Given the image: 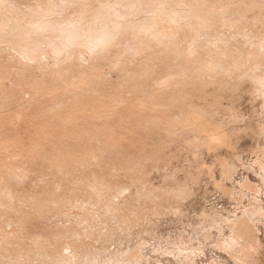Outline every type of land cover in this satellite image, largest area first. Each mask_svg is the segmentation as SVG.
<instances>
[{
	"label": "rangeland",
	"instance_id": "obj_1",
	"mask_svg": "<svg viewBox=\"0 0 264 264\" xmlns=\"http://www.w3.org/2000/svg\"><path fill=\"white\" fill-rule=\"evenodd\" d=\"M2 1V0H1ZM0 1V2H1ZM15 1H17V3L15 2ZM20 1H22V2H20ZM20 1H18V0H13V1H11V0H8V1H5V0H3V5L1 4L0 5V8H2L5 4H7L8 5V7L9 6H11V4L10 3H12L13 2V6H12V8L11 7H9L10 9H14L13 7L15 6V9L17 8L16 7V5L19 7V9L20 8H25V9H27V8H30V11L31 12H33L34 10L35 11H37L38 10V7H39V11L38 12H33L35 15H32L31 14V12H29L28 11V9L27 10H25V9H23V10H19V12H21L22 14H28V12H29V14L31 15V16H28V17H26V14H25V18H23V16L24 15H22L21 16V14L19 15L18 14V12H17V10L18 9H16V11H15V9L13 10V11H15V12H9L8 11V7H7V5H5V9H3L2 8V10L3 11H1V13H0V53L2 54H0L2 57H0V62H2V64L5 62V64H6V62L9 64V62H11L10 63V67H7L8 66V64L7 65H5V64H3V66H5V69H6V67L7 68H9V69H7V70H5L6 72L4 73V67L2 66V64L0 63V82H1V84H6L5 85V88L3 87V85H1L0 86V89H1V87H2V90H0V92L2 93L1 95H0V99L1 100H6L5 102H2L1 100H0V103H1V105H0V112L1 111H3V109H6L8 106V110L10 111V113H11V111L13 112V114L10 116V117H8L9 116V111H7V109L6 110H4L3 112L4 113H6L7 114V117H5L6 115L3 113V112H1L0 114H4L5 116H1L0 118V120H1V122H0V126H2L1 125V123H2V120H7V123L5 124V122H6V120H5V122L3 121V123H4V125L0 128V130H3V128H4V130L3 131H0V154L2 155V156H4V157H2L1 155H0V158L2 159V158H4V160H2V161H4L5 162V160H9V159H15L16 160V158H18V160H20L21 158H22V156H24V155H21V153H20V151L21 152H23L24 150H25V148H26V150L24 151V152H26V153H22V154H25V159H23V163L20 165V164H18V163H21V162H18L17 163V161L18 160H16V162H15V160H13L14 162H15V164H16V166H18V165H20L19 166V168L18 167H15V166H12V165H15L14 164V162L12 161V160H10L11 162H13V163H11V162H8V164L10 165V168H11V166L13 167V168H11V171H9L10 169H9V165H8V167L6 168L7 169V173L6 172H4L5 171V169H4V171H3V169L2 168H4V166L5 165H7V164H5V163H7V161L5 162V163H3L1 160H0V164H2L0 167H2L1 168V170L3 171V173H6V176H7V178H12L13 179V176H15L14 178H16L15 180L16 181H18L20 184H18V182H16V183H14L15 185L16 184H18V186H17V188H20V189H23V190H25V191H28V192H30V193H34V191H35V186H36V184H35V182L33 183L32 181H39L40 182V184H39V182L37 183V185H39V187H42L43 188V186H44V184L47 186V182H45L44 183V181L42 180V179H44L45 177V179L44 180H47L48 181V179H47V177H50L49 179V181L51 182V187L54 189H56L57 187H58V191L60 192L61 191V195L59 194V192L57 193V194H59V197L57 196L56 197V191H55V189H54V191H53V189L49 186V181H48V187L49 188H47L46 186V191H47V189L49 190L50 188H51V190H52V192H50V191H48V193L46 192V191H44L43 192V190H45V187L43 188V190H42V188H40L39 189V191H41L40 192V196H41V194H42V196H43V194H51V197H50V200L52 201H50L49 199L47 200V198L49 197H47L46 195H44V196H46V199H45V197L42 199L41 198V200H43L44 201V203L46 202L47 203V205H48V208H49V210H50V214H49V212L47 213V214H49L48 216H47V214H45L46 212V210H48V208H47V205L45 206L44 205V207L45 208H47V209H45V211H44V209H43V211H44V214H43V212H42V209H40L41 207V205L42 204H44V203H39L40 205H39V208L38 209H40V210H38V212H37V209H35V206H36V208H37V206H38V204H36V203H38V202H43V201H41V200H38V199H40L37 195H39L38 193H39V191L37 190V188H39V187H37L36 188V191H38V192H35L34 194L37 196V198H36V196L34 195V194H31V199H28V201H26L27 199L25 198V197H27V196H29V197H27V198H30V193H28V192H24L23 190H19L18 192L19 193H21L22 191H23V193H22V195L20 194L19 196H24V198L25 199H21V197H19V199H20V201H19V199L17 200V202H18V204H17V202H16V200L15 201H11V202H13L12 204H17L16 205V207H14V209H19L18 207H20L19 206V204H21V206L22 207H20V209H23V210H20L19 212H21L22 211V213H19L17 210H13L12 209V207L13 206H15V205H12L11 204V202L9 201V199H11V197L9 198V196L10 195H7L6 194V192H9V190H11V189H13L11 186H14V188L16 189V186L15 185H11L10 186V184H12V182L9 184V182H8V179L5 177L4 178V176H5V174L3 175V176H1V173H0V176L3 178V180L1 179V181L2 182H0V184H1V186H2V183H3V181H4V179H7V181L5 182L4 181V184L5 185H9V186H5L6 188H4V185L1 187V189H2V193H3V195H4V193L6 194V196L4 195V197H7L8 198V201H9V203L10 204H8V203H5V202H3L2 200H1V204H0V206L2 205L4 208H2V210L4 211H1V209H0V212L2 213H4V215L2 216V215H0V220H1V218L3 219L4 217V219H5V222L6 223H8V226H5V230H7L6 232L7 233H11L12 234V236H11V234H10V236L11 237H18L19 239H17V240H19V241H17L16 239H13V241H11V240H9V242L8 243H10V241L12 242L10 245H11V247H13L12 245H13V242H14V240H15V242H14V244H15V246H17V248L19 249V248H21L20 250H16L15 249V251H14V249H12V248H10V251L9 250H7V251H9V254H8V257H11L10 259L11 260H14L15 259V257L17 258V261H18V259L19 260H26L28 257H26L28 254H32V253H37L38 251H40L41 253H39V254H32L33 256H35L36 258H38L37 256L39 255L40 257H39V259H38V261L36 262L37 264H43L44 263V261L45 262H47L48 261V258H46V255H44L43 254V252H42V250H36V248H37V246H38V244L39 243H42V247L46 244L47 246L50 244V242L51 243H53V244H50V246L52 245L54 248L55 247H57L58 246V244H59V242H60V240H61V242L64 244V241H63V239L62 238H64V240L66 239L65 238V236H67V239H69L71 236H69L68 237V235H65L67 232L69 233L70 232V230H73L72 228L73 227H71L72 226V221L73 222H76V221H78L79 222V224H82V223H85V224H82V225H86L87 226V228L89 229H87L86 228V226L84 227V229H86V231L84 230V232H82V229H83V227H81L82 225H79V227L80 228H76V226H78V222H76V224L75 223H73V226H75V230L78 232H82V233H84V235H85V232H87V231H89V232H91V230H92V232H93V235H94V237L92 236V232H91V235H90V233L88 232V234L87 235H89V236H85L84 238L86 239V240H88L87 242H90L91 244L92 243H94L93 242V240H95V242H97V240H99L100 239V237H103V238H101L102 240H99V243H100V241H102L101 243H100V245H99V243L97 244V243H94V244H92L93 245V247H94V249L95 248H100L101 247V244L103 245L100 249H95L94 250V252L96 251V253L95 254H97V255H95L94 254V252H92V253H90L88 256H86L85 257V259L81 262V263H78V264H264V97H262V96H256L255 94H253L252 92L250 93L249 91H251V89L249 90V88L251 87L250 86V82H249V84H248V82H245L246 83V89L244 88V86H245V84L244 83H242L240 86H239V90H237L236 88L235 89H232V91L233 92H231V90H230V92H229V90L228 89H226L224 92H221V93H223V94H221L220 93V90H218V91H216L217 89L215 88V87H213V86H209V87H207L206 88V90H205V94H203L204 96H206V98L205 97H203V95L202 96H200L199 95V97L198 98H204L203 99V101L201 100V99H198L197 100V96H198V94L199 93H197L196 94V97H194L193 95V97L191 96H189L187 99L185 98L187 95H189V93H191V94H193V92H195V91H193L192 92V90H190V92L187 94V92L189 91V90H186L185 92H184V94H185V97H184V95H183V97L185 98V100H187V101H185L184 100V98L182 97H180L182 100H184V101H182L181 99H179V101H177V99L178 98H176V102L174 101V103L172 102L173 101V99H172V101H171V99H169V100H167V101H171V103H170V109H171V107H173L174 109H176L177 108V106L178 105H176V107H175V104H177V102H180V101H182L183 103V105L185 104V103H188L189 104V102H191V100L190 101H188L190 98L191 99H194V100H192V103L190 104L191 106L193 105V103H194V106H193V108H195L196 109V107H195V104L196 105H198L197 106V108L200 106V107H202V108H198V109H203L204 107H206L207 109H209V108H211V106L212 105H214V104H211L212 102H214L215 101V103H217L219 106H220V104H219V102L221 101V105H222V107H221V109L219 108V106L217 105V104H215L216 105V107H214V106H212V109H210V110H207L206 108H204V109H206V110H204L203 109V112L204 111H211V113H215V111H216V114L214 115V116H212L213 118H211V119H215L216 118V120L217 121H221V119H220V117L221 118H223L224 117V115H225V119L223 118L222 120H223V122L224 121H227L228 120V122L230 121V122H232L231 124H230V122L228 123V125L229 126H231V127H229V126H227V130H230V129H232V130H230V132H232L233 131V129H234V131H233V133L235 134V136L232 134V133H230L231 134V136H234L236 139L237 138H240L239 140L237 139V141H236V139L234 140V137H231L232 138V141H234V145H232V148H231V145L229 146V144H223L221 141H219L220 143H222V145H223V148L221 149V147H222V145L219 143V142H217V140L215 141V144H216V142H217V144H219V146L218 145H216V146H214V149L212 148L211 150H208L207 149V147L204 145L205 143H203V142H199V140L197 141V137H195V134H194V132H193V134H192V130H190V132L189 131H187V128H185L186 126H185V124H186V122H184V117H181V114L179 115V114H177L178 112H174L173 111V108L171 109V111H173L174 113L173 114H175V117H174V115L172 116V119L174 118V119H176V118H178L179 116L181 117V118H178V119H176V121H180V119H183V120H181V121H183V122H181V124H183V125H181L180 126V123H179V127H181L182 128V126H183V128H185L184 129V131H186L185 133H184V135L185 136H187V138H189V136H190V138L192 139V137H195V138H197L196 139V141L197 142H199V143H196V141L193 143V144H196L202 151H200V149H198L197 148V146H195L194 148L192 147V145L190 144H187L186 143V141L185 140H187V141H189V143L192 141V140H190V139H187L184 135H183V133H182V131L183 130H181V132H180V129L178 130L180 133H181V136H182V138L181 139H178V141H181L182 140V142H178V141H176L177 140V138H174V142L176 143H174L171 139H172V137L173 136H175V137H177V136H179L178 138H180V134L178 135L177 133V129H176V132L177 133H175L174 132V130H175V128H171L170 129V131H172V133H174V134H176V135H173V134H171V132L168 130V128H167V130L170 132H165V129L163 128V125L161 126L160 124L159 125H157L158 124V122L157 123H155V125H157V126H159V127H161V129H158L159 127H155V125L154 124H151L149 121H147L148 120V118H147V120H146V116H148L150 113H153L152 115H154V112H157V111H161V109H163V106L162 105H164V104H166L167 103V105H164V106H168L169 107V102H167L166 100H163L162 102H161V100H160V96L159 97H157V93H156V91H151V90H154L153 88H155V89H157V91L158 90H160V91H162L165 87H167L168 88V86L169 87H171L172 85H174L175 84V82H177V81H173L174 82V84H173V82L172 81H170V79L168 80V78H164L165 76H164V73H162L163 71H162V69L160 68V67H164V66H160L161 65V63H163V62H161V63H159V65L158 66H154L153 67V69H151L150 71L149 70H147L146 72L144 71V73H142V69H140V68H142V66H144L146 63H145V61H142V59H141V61L143 62V63H141V61L140 62H138V64L137 63H135V62H133L132 60H134L135 61V58L134 59H132V60H130V62L132 61V63H128V65L127 66H129V64H132L133 66H132V68L130 69V67H131V65H130V67H128V68H124V66L121 68V67H119V68H121V71L120 72H118V66L116 67L117 68V70H116V68L115 67H111L109 64H107V65H109V66H105L104 64V66H101V72H102V74L104 73V74H107V72H108V74H107V76L105 77V75L103 76L102 74V76L100 75L99 77H98V79H97V72H98V70L100 71V69H96L95 68V66H94V64H95V62H97V59L98 58H91V60H89V59H87V60H84L83 61V68H85V69H87V70H85V72H83L84 71V69H82V68H80V70H82V71H80L79 70V72H81V74L80 73H78V74H80V76H82V78L78 75V74H75L76 76H74L73 74H72V72H74L76 69H74V62H75V57L74 56H71L72 58H73V60H72V58H66L67 56H63V58H61L62 56H60L59 54H57L58 56H55L54 54H53V52H52V54L56 57L55 59H54V61L56 62H58V59L59 58H61V59H59V61L61 62V61H63L64 62V64H55V62H53V63H47V62H49L48 60L50 59V57H52L51 58V60L50 61H52L53 60V58H54V56L53 55H50L51 54V51L49 52V54L48 53H44L43 51H40L39 53V55H37V54H35V55H32L31 57H28V51L26 52V51H24L25 49H23V48H25V43H27L28 41H30V40H32L34 37H36L37 36V34H39L37 31H36V29L35 28H37V26L39 27V26H42L41 24H43V18L45 19V22L46 21H48V19L50 20V19H52V18H49V17H51V15L53 16V14H58L59 12L61 13V11L63 10V9H65V8H68L69 6L71 7V5H72V7H73V10H71L72 9V7L70 8V9H65L64 11L66 12H64L63 13V15L62 16H64V17H62L61 15L59 16V15H54V16H56V18L59 16L60 18H62V19H65L66 17L68 18V17H70L71 15H70V12H68V10L69 11H75V8L77 9V11H80L81 10V6H83L84 7V9L87 7L88 9H90L91 10V6H92V4H93V2H89L88 3V0H87V2H86V0H84L85 2H86V4L88 3V4H90V5H88L87 4V6L85 5V3L83 2V1H81V2H83V5H82V3L80 4V2H79V0L78 1H73V0H71V2H73V3H71L70 2V0L69 1H65V0H60V3H62L61 5H64V3L66 4L67 2L69 3V4H71V5H69V4H66L65 6H62V8L63 9H61L60 7H61V5H60V7H58L59 9H57L56 7V5H54L55 4V2L54 1H57V0H54L53 2L54 3H52L51 1L52 0H50L48 3L49 4H47V0H43L44 2H39L38 0V2H35L34 0H31V2H32V4L28 1V3H27V0L25 1H23V0H20ZM42 1V0H41ZM111 1H113V0H111ZM126 1V0H125ZM7 2V3H6ZM19 2V3H18ZM37 5V3H41L40 5L38 4V7L35 5V8H34V6H33V4L34 3ZM51 2V3H50ZM57 2H59V1H57ZM56 2V3H57ZM64 2V3H63ZM74 2H75V4H74ZM77 2H79L78 4H80L79 6H78V4H77V6H78V8L76 7V3ZM114 2V1H113ZM123 2H124V0H122V4H123ZM16 3V4H15ZM21 3V4H20ZM29 4V6H31V7H29V6H25L24 4ZM44 3H46V5L44 4ZM120 3V2H119ZM118 3V4H119ZM121 3H120V5H121ZM42 4H44L43 5V8H45V10L48 8H50L51 6H52V4L54 5L53 7H55L56 8V11L54 10V11H51L50 9V11L48 12L47 10V16H44V13L46 12H44V9L42 8ZM74 4V5H73ZM25 6V7H21V6ZM94 5V4H93ZM132 5V4H131ZM130 5V6H131ZM45 6V7H44ZM50 6V7H49ZM88 6H90V7H88ZM95 6V5H94ZM82 7V8H83ZM129 7V6H128ZM37 8V9H36ZM80 8V9H79ZM92 8H93V6H92ZM125 8H127V6L125 5ZM131 9H132V6L130 7ZM9 9V10H10ZM61 9V11H58V10H60ZM106 9H109V10H113L114 9V6H113V9L111 8H106ZM12 10H10V11H12ZM25 10V11H24ZM42 10V11H41ZM4 11H6V12H4ZM28 11V12H27ZM82 11H84L85 12V10H83L82 9ZM88 11V10H87ZM86 11V12H87ZM9 14H8V13ZM17 12V13H16ZM24 12V13H23ZM40 12H43V13H40ZM56 12V13H55ZM81 12V11H80ZM3 13H5V15L3 14ZM12 15H11V14ZM48 13H53V14H51V15H49ZM68 13H69V15H68ZM76 13V11L74 12V14ZM90 13H92V11H90ZM145 13V12H144ZM144 13L142 12L141 14H143L144 15ZM2 14V15H1ZM7 14V15H6ZM15 14V15H14ZM38 14H43V16H42V20H41V17H40V15H39V17H38ZM68 15V16H65V15ZM72 14V13H71ZM10 15V16H9ZM16 16V17H12V16ZM45 15H46V13H45ZM3 16V17H2ZM9 16V17H8ZM17 16L19 17V19L17 18ZM33 16V19L31 18ZM34 16L36 17L37 16V18L39 19L40 18V22L39 21H37V20H34ZM72 16H74L73 14H72ZM90 16V15H89ZM92 17H94L93 16V13H92V15H91ZM139 16V15H138ZM4 17H5V19H6V17H7V19L5 20L4 19ZM12 17V18H11ZM22 17V19H20ZM48 17V18H47ZM59 17H58V19H59ZM1 18H3V19H1ZM12 20H11V19ZM18 20H17V19ZM31 18V20H29ZM37 18H35V19H37ZM91 18V17H90ZM13 19H14V21L15 20H17L18 22H20V25H21V27H20V25L18 24V22H17V25H19V26H15L16 24H13L14 23V21H13ZM24 19H27V20H24ZM3 20H4V22H5V24H6V22H7V25H5L4 24V22H3ZM7 20H9V21H7ZM10 20H11V22L13 21V23H11L10 22ZM33 20V23H34V21H37L38 23H40V25H37L36 23V25L35 24H33L31 21ZM59 20H61V19H59ZM15 22V23H16ZM24 22H30L31 24H28L27 26H23L22 27V24H24ZM10 23V24H9ZM22 23V24H21ZM93 23H95V22H93ZM4 24V25H3ZM13 24V25H12ZM27 24V23H26ZM25 24V25H26ZM34 25V26H36V27H34V30H33V32H32V30H29V32L27 31L28 29H26V28H28V26L29 25ZM44 25V27H43V29H42V31L44 30V28L47 26V25H45V24H43ZM30 27V26H29ZM50 26H47V28L45 29V32L48 30V28H49ZM21 28V29H20ZM13 29H15V31L13 30ZM22 31V30H24L25 29V31H26V33L25 32H21L20 33V30ZM50 29V28H49ZM38 30V29H37ZM16 31H18V32H16ZM36 31V32H35ZM39 32L41 31V30H38ZM10 32H11V34H10ZM14 32L17 34L18 33V35L16 36V34L14 35ZM31 34V35H25V34ZM45 32H43V33H45ZM22 33H25V34H22ZM34 33V34H33ZM36 33V34H35ZM21 34V35H20ZM34 35H36V36H34ZM14 36V37H13ZM16 36V37H15ZM29 36V37H28ZM33 38H32V37ZM68 36V35H67ZM31 37V38H30ZM261 37H264V36H260L259 38H261ZM29 40H28V39ZM257 38H258V36H257ZM25 43H24V42ZM20 42H21V46L19 45L20 44ZM24 43V45H23V43ZM154 45V44H153ZM22 46H24V47H22ZM152 46V45H151ZM29 49V51H30V48L29 47H27L26 48V50H28ZM35 52V51H34ZM43 52V53H42ZM4 54H5V56H4ZM61 54V53H60ZM41 55V56H40ZM43 55H45V56H43ZM46 55L48 56V55H50V56H48V58H46ZM4 56V57H3ZM40 56V57H39ZM43 56V57H42ZM132 56V55H131ZM41 57H42V59L45 57V60L43 59V60H41ZM58 57V58H57ZM2 58H3V60H2ZM132 58V57H131ZM13 59V60H12ZM46 59H47V61H46ZM57 59V60H56ZM63 59V60H62ZM65 59H67V61L65 60ZM96 59V60H95ZM130 59V58H129ZM5 60H7V61H5ZM10 60H12V61H10ZM41 61V64H40V61ZM68 60H69V62H68ZM72 60V61H71ZM79 60H81V57L79 58ZM45 61V62H44ZM92 61H94V62H92ZM138 61V60H137ZM136 61V62H137ZM42 62H44V64L46 63L47 65H49V67L48 68H45V67H47V66H45ZM56 62V63H57ZM60 62H58V63H60ZM63 62H61V63H63ZM66 62H68L67 64H65ZM71 62H73V68H71L70 66L72 65V63ZM77 62V61H76ZM120 62V61H119ZM167 62V61H166ZM166 62H164L165 63V66H166ZM39 63V64H38ZM70 63V64H69ZM93 65H92V64ZM134 63H135V65H134ZM163 63V64H164ZM42 64H43V66H45V67H43L42 66ZM76 64V63H75ZM80 64H81V62H80ZM84 64H86V66H84ZM87 64H89L88 66H87ZM140 64V65H139ZM144 64V65H143ZM27 65V66H26ZM38 65V66H37ZM40 65L42 66V67H40ZM96 65V64H95ZM115 65H117V63L115 64ZM24 66H25V68H24ZM31 68V69H29V67ZM64 66H68V70H69V72L72 74V76H70V78L68 79V78H66V79H64L65 77H66V75H68L66 72H65V69H67V68H65ZM94 68H93V67ZM98 66V65H97ZM96 66V67H97ZM100 66V65H99ZM134 66L136 67L137 66V69H140V72L136 69H134ZM28 67V68H27ZM87 67V68H86ZM90 67H92L93 69H95V71H93L92 72V70H91V68ZM103 67V68H102ZM138 67H140V68H138ZM26 68H27V70H26ZM46 70H45V69ZM65 68V69H64ZM88 68H89V70H91L90 72L91 73H94V72H96V73H94V74H96V75H94V74H89L90 76H85L86 74L88 75V73H87V71H89L88 70ZM109 68V69H108ZM29 69V70H28ZM64 69V70H63ZM72 69H73V71H72ZM127 69V71H125V74H123V70H126ZM133 69V70H132ZM160 69V70H159ZM23 70V71H22ZM68 70H67V72H68ZM77 70H78V68H77ZM76 70V71H77ZM97 70V71H96ZM130 70H132V72L130 71ZM134 70L137 72V73H135L134 72ZM62 71H64V72H62ZM123 71V72H122ZM128 71H130V72H128ZM63 73V75H62V73ZM68 72V73H69ZM78 72V71H77ZM126 72H127V74H126ZM133 72L135 73V74H133ZM3 73V74H2ZM70 73H69V75H70ZM75 73V72H74ZM83 73V74H82ZM84 73H86V74H84ZM122 75H121V74ZM131 75H130V74ZM141 74L140 76H138L137 77V75H139V74ZM9 74H11L10 76H9ZM99 74V73H98ZM119 74V75H118ZM137 74V75H136ZM145 74H147V76L145 75ZM14 75V76H13ZM16 75L18 76V77H16ZM64 75H65V77H64ZM78 75V76H77ZM92 75V76H91ZM117 75V76H116ZM124 76L123 78L122 77H120V78H122L121 80L123 81V83H121V81H120V85L122 86L123 84V87H125L126 85H129V86H126L124 89H126V92H124L123 91V89H121V88H123V87H121L120 88V85L118 84V82H119V80H120V78L118 79V78H116V77H119V76ZM133 75H135V76H133ZM60 76L62 77V78H60ZM74 76V77H73ZM94 76L96 77V78H94ZM111 77L110 79L109 78H107V77ZM126 76V77H125ZM164 76V77H163ZM59 77V78H58ZM64 77V78H63ZM68 77V76H67ZM71 77H73V78H71ZM79 77H80V79H79ZM85 77L87 78V79H85ZM89 77L91 78L92 77V79L90 80L89 79ZM143 77V78H142ZM146 77V78H145ZM17 78V79H16ZM56 78H57V80H56ZM102 78H104L103 80V84H104V82H107V83H105L107 86H108V89H107V87H106V85L104 86V88L107 90V91H109L110 89H109V85H110V87H111V90H110V93H111V91L114 89V91H112V94H110L109 92H107L106 90H104V91H102V88H101V86H102ZM107 78V79H106ZM114 78L115 79H117V80H115V83H114ZM144 79L145 78V82H149L148 84H150L149 86L147 85V83H145V82H142V80H140V79ZM148 78V79H147ZM50 79V80H49ZM59 79H60V81L62 82L61 84H60V81H59ZM79 79V81L81 80L82 81V79H84L82 82L83 83H89V82H93V80H94V82L92 83V84H96L97 82H98V84H96L97 86H99L100 84V87H98L99 88V90H98V88H96V85L94 84L93 86L91 85V83H89V85L90 86H92V87H94V88H90V87H88V85H87V87L89 88H86V85H85V87L82 85V84H80V83H82L81 81L79 82V84L78 83H76V85L78 84V86L80 87V85L83 87L82 88V91H80L79 89H81V87L79 88H77L76 86H71V82L72 81H77ZM98 81H97V80ZM101 79V80H100ZM108 79H109V81H108ZM155 80L156 82H157V80H158V82L157 83H163L164 85H165V83L166 82H168L169 81V83H168V85H165V86H161V84H157L155 81H153V80ZM52 80H55V81H53V82H55V84L56 83H58V85H61V87L63 88H61V87H58V85H55L53 82H52ZM64 81V83H63V81ZM88 82H87V81ZM101 82H100V81ZM107 80V81H106ZM110 80H113V82L111 83L110 82ZM138 80H140V82L141 83H139L138 85H140V86H138L137 85V83L139 82ZM148 80V81H147ZM150 80V81H149ZM177 80H179V79H177ZM5 81H6V83H5ZM48 81H50V84H49V82ZM58 81V82H57ZM65 81H66V83H65ZM84 81H86V82H84ZM95 81H97V82H95ZM138 81V82H137ZM17 82V83H16ZM51 82L53 83V84H51ZM68 82H70V83H68ZM153 82L156 84L155 86H157V85H159V86H161V87H159V88H162V90L161 89H159L158 87H155V86H153L154 84H153ZM172 82V83H171ZM109 83H111V84H114V86H115V84L117 83L118 84V88H120V91H123V94L124 95H126V99L124 98L125 96L122 94V92H121V94L119 93V89H115L114 87H113V85H111V84H109ZM142 83H145V84H143V85H141ZM15 84H17L16 86H14ZM48 84L50 85V86H48ZM71 86H69V85ZM109 84V85H108ZM126 84V85H125ZM162 84V85H163ZM167 84V83H166ZM172 84V85H171ZM68 85V86H67ZM135 85V86H134ZM171 85V86H170ZM249 85V86H248ZM57 86V87H56ZM102 86V87H103ZM139 88H138V87ZM13 87V88H12ZM15 87V88H14ZM38 87V88H37ZM42 89H41V88ZM46 87H50L49 88V90L46 88ZM65 87V88H64ZM69 87V88H68ZM76 89H78V91L79 92H82V93H76L75 91H77V89L75 90L74 88ZM117 87V86H116ZM127 87H128V90L130 89V91H128L127 90ZM140 87H146V89H144L143 91H145L146 90V92H147V97L150 95V97H151V95L153 96V97H151V98H153V99H150V97H148V98H146V95H145V93L144 94H142L143 93V91H140V89L142 90L143 88H140ZM149 87H150V89L151 90H148L149 89ZM151 87H153V88H151ZM211 87H213L212 89L213 90H211V92L213 91H215V93H217V92H219L218 94H216V97H217V95H218V97L220 96V98H222L220 101L216 98V97H209L210 95L209 94H212V93H210V89H211ZM241 87V88H240ZM249 87V88H248ZM8 88V89H7ZM10 88V89H9ZM18 88V89H17ZM57 88H59V90L60 89H62V90H60L61 91V93L63 94V93H65L66 91V93H67V96H66V98L64 97L65 96V94H63V98H59V97H62V95L61 96H57V98L59 99H56V97H54L53 96V94L54 95H58V94H55V93H58L59 92V90H56ZM72 88V89H71ZM113 88V89H112ZM214 88H215V90H214ZM11 89H12V91H14V92H16V93H18L19 92V94H18V96H17V94H16V97H15V95H14V92L12 93L11 92ZM15 89V90H14ZM31 89H33V92L34 93H32V94H30V92H31ZM42 90V92L40 91V93H43V91H46L47 90V92L49 93L48 95H44V94H47V93H44V94H42V95H40V96H37V97H40V102H39V100H38V98L37 97H35L34 98V96H36L37 95V91L36 90ZM66 89V90H65ZM67 89H70V91L71 90H74L73 92H75V93H73L72 91V93L70 92L69 93V90H67ZM91 89H94V91L96 92L97 90L99 91V92H105L106 91V93H109L110 95H112V96H109V97H113L114 98V101L116 102V99L115 98H118L117 100H120L119 98L120 97H118V95L120 96L121 95V100H120V102L121 101H127V103H128V101L130 100L129 98H132L131 100H133V101H136L135 100V98H137L139 101H137L138 103H139V105L137 106L136 104H135V102H133V101H131L130 100V103L131 104H133L134 103V105L135 106H137V108L136 109H138L137 111H136V109L134 110V112L136 111L137 112V114H136V116H133V118L135 117V120L133 119V118H131V112L129 111V112H127L128 114H129V117H127L128 115L126 114L125 115V122L127 121V123L128 122H130L131 123V121L133 122V123H135V122H137L136 121V119H137V116L139 115L140 116V119H139V116H138V122L136 123V125H138L137 127H139V128H137L136 127V125L135 124H133L132 123V126H131V129H130V127H128V125H131V124H128V125H126L127 126V128L125 127L124 128V125H123V128L121 127L122 125L121 124H119L118 122L117 123H115V125H114V123H113V125L111 124V122H114L113 120H115L114 119V117H115V115L114 114H112L113 112L115 113L116 111V109L118 108L117 107V105H120V104H123V103H120L119 101H118V103H117V105L116 104H114L113 103V100L112 101H110L111 100V98H109L108 97V95L109 94H103V95H106L104 98L106 99V97H108L106 100L104 99V102L106 101L107 102V106H110L111 105V107H106L103 103V101H100V97H103V96H100V95H102V92H101V94L99 95V97L97 96L98 95V93H96L95 95H93L94 93L91 91ZM139 90V92L140 93H138L137 94V92H138V90ZM170 89V88H169ZM173 89V88H172ZM208 89H209V92H208ZM242 89V90H241ZM7 90V91H6ZM8 90H10V91H8ZM17 90V91H16ZM64 90V91H63ZM87 91V92H89V90L93 93V94H91L93 97L95 96V98H100V99H96V100H98V102H99V104L100 103H102V104H100V106H101V108L103 107V110H98L99 109V104L97 105V106H95V105H93L92 103L93 102H90L89 103V105H91L90 106V111H91V108H92V111L94 110L93 109V106H95L94 108H96L97 109V107H98V109H97V111H99V112H97V114H99V117H100V120L101 119H103V118H105V117H107V116H109V115H112V117L111 118H113V120H108V119H106V120H108L107 122H109L110 124L109 125H112L113 127L111 128V129H114V126L116 127V125H117V128H115L116 130H118V129H120V128H122L123 130H119L118 132H113V130H112V132H111V129H110V127L111 126H109L108 124H106L107 126H109V127H107V129L105 130H103V128H106L105 126L104 127H102V124L105 122L106 123V120L105 119H103V121L101 120V122H102V124H99V119L97 120V118H99L98 117V115L97 114H95L96 113V111L94 112V114L92 113V111H91V115H95L97 118H95V117H93V116H90V111H88V113L89 114H87V110H85L84 111V109L86 108V106H84L83 107V104H84V102L82 103V107H83V111L87 114V116L89 115L90 117H92V118H94V121L92 122V124L91 123H88V126H87V128H89V126H90V124L92 125V126H94V129H96V130H98L99 131V128L101 129V127H102V132H104V135H102L101 133H100V131H99V133L101 134V137H103V139L99 136V135H97V133H98V131H94V132H97V133H94L93 131H89V132H93V134H94V136H95V134L97 135V137L99 136L100 138H98L97 139V137H96V139L93 137V134L91 135L89 132H88V130H94L93 128L91 129H86V132H87V134H84L85 133V131L83 132L82 130H83V128L84 127H82V128H80V126L78 127V124L80 125H82V124H85V125H87V121L86 120H88V119H86L87 118V116L85 115H83L82 113H83V111L81 112V110L79 109V108H81V106H79V103L81 102H77L78 101V99L80 98V96H82L81 97V100L82 99H85L86 98V100H88V99H90L91 97H90V93L88 94V93H86L85 91ZM132 90V91H131ZM135 90H136V92H135ZM148 90V91H147ZM171 90V89H170ZM169 90V91H170ZM174 90V89H173ZM234 90H236L235 92H234ZM4 91H6V92H4ZM38 91V92H39ZM53 91H55V93L53 92ZM63 91V92H62ZM84 91V92H83ZM116 91V92H115ZM128 91V92H127ZM133 91L136 93V95L134 96L133 95ZM151 91V92H150ZM247 91V92H246ZM51 92V93H50ZM53 92V93H52ZM238 92H240V93H238ZM249 92V93H248ZM6 93V94H5ZM12 93V94H11ZM36 93V94H35ZM39 93V94H40ZM68 93L70 94V96L68 95ZM86 93V94H85ZM116 94V96H115V94ZM118 93V94H117ZM150 93V94H149ZM155 93V95H153V94ZM207 93H209L208 95L209 96H207ZM215 93H214V95L213 96H215ZM226 93H227V95H226ZM230 95H229V94ZM10 94V95H9ZM33 94H35V95H33ZM50 94H52V97L54 98H51V96H50ZM71 94H73V95H71ZM87 94L89 95V97L87 98L86 96H87ZM129 94V96H127ZM141 95L142 97H143V100H144V98H146L145 100H146V102H145V100H144V102L147 104H144V102L142 101V104H144V105H141V100H142V97H140V96H138V95ZM190 94V95H191ZM225 94V96H223ZM237 94V95H236ZM253 94V95H252ZM4 95H6V96H4ZM9 95V96H8ZM13 95V99L14 100H20L19 102H22L21 100H23V102L25 101V102H28L27 100H31L30 98H33L31 101H29L30 102V104H29V107L30 106H32V104H33V102H34V100L35 99H37V100H35V103H36V105H35V103L33 104L35 107L38 105V108L37 109H39V111L37 110V109H34L33 107H32V109H34L33 110V112H31V107H30V109H29V107H28V103H25V105L23 106V108L21 109V104H23V103H16V102H18V100L17 101H14L12 98H11V96ZM33 95V96H32ZM43 95H44V97H43ZM59 95H60V92H59ZM85 97H84V96ZM133 97H132V96ZM162 95H165L164 93L162 94ZM194 95H195V93H194ZM231 95H234V97L235 98H232L233 96H231ZM254 95L256 96V97H254ZM5 97V98H3V97ZM7 96H8V100L6 99L7 98ZM45 96H48V100L46 99L47 97H45ZM138 96V97H137ZM212 96V95H211ZM231 96V97H230ZM18 97H20V98H18ZM43 97V98H42ZM92 97V98H93ZM135 97V98H134ZM140 97V98H139ZM155 97V98H154ZM159 98V99H157V98ZM228 97H229V99H228ZM17 98V99H16ZM41 98L42 99H44V100H42L41 101ZM125 100H124V99ZM214 98H216V100L214 99V101H213V99ZM230 98H232V99H235V102H234V100H232V99H230ZM253 98H254V100H253ZM47 100V102L49 101V103H48V105H46L47 104V102H46V100ZM55 99H56V102H58L59 104H56V105H53L54 106V110H55V108H56V106L58 105V107H60L61 105H63V106H67L70 102L69 101H71V103H78V104H76V105H72L71 103L69 104V106H75V107H78L79 106V110L78 109H73L74 107H70L69 108V110L70 109H73L74 111L73 112H75V117H76V112H78V111H80V115H79V120L78 121H81L80 119V117H81V115H83L82 117L84 118L85 117V123H81V122H79V123H77V121L75 122L77 125V128H79V130L81 129V131L80 132H82V134L81 135H83L82 136V138H81V135H80V139L83 141L84 140V138H85V140H86V138H87V140L88 141H86L85 142V144L86 145H89L88 143H90L91 141H95L96 140V142H91L90 143V145L91 146H93L94 147V145H92V143H96L95 144V147L94 148H90L89 146V148L91 149V150H89V148H86V150L88 149L89 150V156L91 157V160L89 159L90 157H87L88 156V154L86 153L87 151L85 150V148L84 147H82V145H84V146H86L85 144H82V141L81 140H79L78 139V137H79V135H78V137H77V140H76V138H75V134L76 133H79L77 130V128H76V126L74 125V127L73 126H71V129L70 128H65L67 125H69L70 126V122L73 120V117H74V115H73V112L71 113L69 110H68V106L64 109V110H62V109H60V108H56V114H58L59 115V113L61 112V115H59V116H61L62 117V115L65 113L66 114V112H67V114L65 115L66 117H68V118H66V122H69V124L67 123V125L66 126H64L66 123H65V121L64 120H61V119H65V117L63 116V118H61V117H59V118H61L60 119V122L61 121H63L64 123H63V128L62 127H60L61 125H62V122L60 123L61 125H59V123L55 120V122H53L54 120H52L50 117L51 116H47L46 115V113H44L43 111L45 110V112H48L47 110L48 109H50V108H52L53 106L51 105L52 103H53V100L55 101ZM108 99H109V103H110V105H109V103H108ZM129 99V100H128ZM141 99V100H140ZM149 99V101L151 102H154V103H150V102H148L147 100ZM155 99V101H153ZM159 100V102H160V104H157L158 103V101L157 100ZM162 99V98H161ZM211 99V100H210ZM236 99H238L237 101H236ZM9 100L11 101V102H9ZM50 100H52V103H51V101ZM73 100V101H72ZM80 100V99H79ZM92 100V99H91ZM90 100V101H91ZM93 100H95V99H93ZM92 100V101H93ZM95 100V101H96ZM103 100V99H102ZM175 100V99H174ZM196 100V101H195ZM201 100V103H199V101ZM206 100V101H205ZM209 100V101H208ZM12 101H13V104L14 105H16L15 107H13V105L11 104L12 103ZM33 101V102H32ZM38 102V104H37V102ZM68 103H67V102ZM75 101V102H74ZM94 101V102H95ZM166 101V103H163V102H165ZM223 101V102H222ZM234 103H233V102ZM252 101V102H251ZM7 102V103H6ZM32 102V103H31ZM41 102H44V104L43 103H41ZM56 102H54V104L56 103ZM62 102L64 103V104H62ZM89 102V100L88 101H86V103H88ZM114 104V107H113V104ZM124 102V103H125ZM155 102H156V104L158 105V106H160L161 105V107H159L158 108V106H156L155 105ZM202 102H204V103H202ZM3 103H6L7 105H4ZM9 103L11 104V105H9ZM42 105H41V104ZM46 103V104H45ZM65 103H67L66 105H65ZM120 103V104H119ZM148 103H150L151 105H149ZM206 103V106L204 105ZM230 103H232V105L230 104ZM19 106H18V105ZM41 106H43V107H47V109H45V108H43V107H41ZM94 104H97V101H96V103H94ZM131 104H129L128 103V106L129 105H131ZM173 104V105H172ZM181 104V103H180ZM208 104V105H207ZM210 104H211V106H210ZM223 104H225V105H229V106H225V105H223ZM237 104H238V106H237ZM240 104V105H239ZM253 104V105H252ZM78 105V106H77ZM84 105H87L88 106V104H84ZM93 105V106H92ZM116 105V106H115ZM125 105V106H124ZM126 105L127 104H123V106L124 107H126ZM149 105V106H148ZM154 105L156 106L155 107V109L153 108L152 109V107H154ZM202 105V106H201ZM234 105V106H233ZM236 105V106H235ZM2 106V107H1ZM4 106V107H3ZM5 106H7V107H5ZM18 106V107H17ZM40 106V107H39ZM52 106V107H51ZM104 106H105V108H106V111L108 112H106L105 111V108H104ZM134 106V107H135ZM140 106H142V109H140V113H139V108L138 107H140ZM147 106V107H146ZM189 106V105H188ZM209 106V107H208ZM223 106L225 107V109L223 108ZM17 107V108H16ZM20 107V108H19ZM24 107H27V111H28V113L29 114H27V115H29L30 116V113H35L36 111L38 112V113H40V114H36L35 113V115H33V114H31V116L33 117V116H35V117H37L36 118V120L37 119H40V118H42V116L41 117H39L38 118V116H40V115H43V118H42V120L44 119V122H45V124H42V126H46V125H48V126H46L47 128H49V126H51V128H49L48 130L50 131L49 133L50 134H48L47 133V128L45 127H43L42 128V126L40 125L41 123H44L43 121H39L38 122V120H37V122L36 123H38V125H37V127L38 126H40V128L38 129V130H40L41 128V130L43 131V133L41 132V131H37V127L35 126L36 124L35 123H32L33 122V120H31V119H35V118H29V116H27L26 114H24L26 111H25V108ZM113 107V108H112ZM116 107V108H115ZM120 108H122L121 107V105L119 106ZM124 107L122 108L123 110H124ZM143 107H146V108H143ZM151 107V108H150ZM167 107V108H168ZM218 107V108H217ZM227 107V108H226ZM228 107H234L233 109H231V108H228ZM9 108H11V109H9ZM13 108V109H12ZM14 108H15V110H14ZM43 108V109H42ZM62 108V107H61ZM108 108H110V110L108 109ZM120 108H118V109H120ZM147 108H149V109H152L153 110V112H152V110L151 111H148V110H146ZM156 108H158V109H156ZM192 108V107H191ZM222 108L224 109V110H222ZM23 109H24V111H23ZM53 109V108H52ZM57 109H59V110H61L60 112H59V110L57 111ZM68 111H67V110ZM86 109H88L89 110V107L88 108H86ZM114 109V110H113ZM122 109H120V110H122ZM126 109H128L129 110V108L127 107V108H125V110L124 111H126ZM169 108L167 109V111L168 110H170ZM216 109V110H215ZM228 109H230V111H232V112H234V109L236 110L235 112H234V114L233 115H231L232 114V112H230V111H227ZM30 110V111H29ZM40 110H42V111H40ZM54 110H52V112H55ZM76 110H78V111H76ZM112 110V112H110L109 113V111H111ZM119 110V111H120ZM123 110H122V113H124L125 114V112H123ZM131 110V109H130ZM133 110V109H132ZM145 112H144V111ZM165 110H166V108H165ZM178 110V109H177ZM177 110H175V111H177ZM214 110V111H213ZM220 110H222V111H220ZM7 111V112H6ZM24 113H23V112ZM51 110H49V113H51L50 112ZM100 111H102V113L100 112ZM163 112H165L164 110H162ZM194 111V110H193ZM218 111H220V112H218ZM19 112V113H18ZM20 112H21V115H23V116H21V117H23V118H21L18 114H20ZM43 114H42V113ZM57 112H59V113H57ZM68 112H70L71 113V115L68 113ZM103 112H105L104 114H105V117H103L104 116V114H103ZM118 112V111H117ZM143 112V113H142ZM146 112H148L149 114H147ZM163 112H160V113H162L163 114ZM201 112H202V110H201ZM200 112V113H201ZM207 112H206V114H204L203 113V115H201L200 113H198V114H200L201 116H204V115H208L207 114ZM222 112V113H221ZM230 112V113H229ZM242 112V113H241ZM259 112V113H258ZM9 113V114H8ZM23 113V114H22ZM27 113V112H26ZM48 113V114H49ZM63 113V114H62ZM84 113V114H85ZM100 113L102 114L101 116H100ZM133 113V112H132ZM195 113H196V111H195ZM220 115H219V114ZM229 115H228V114ZM237 113V114H236ZM239 113H240V115H239ZM252 113V114H251ZM261 113V115H259ZM55 114V113H54ZM53 113H51V115H54ZM55 114V115H56ZM70 115V116H72V117H70L69 118V116H67V115ZM107 114H109V115H107ZM116 114V113H115ZM135 113H133V115H134ZM143 114H147V115H143ZM156 114V113H155ZM158 114V113H157ZM263 114V115H262ZM14 115V116H13ZM210 115V114H209ZM219 115V116H218ZM237 116V117H239V119H238V124L235 122V120H237L236 119V117L235 116ZM245 117H243V116ZM247 115V116H246ZM29 118L26 122H27V126H25V128H24V125L26 124V122L25 121H23L24 119L26 120L27 119V117ZM30 116V117H31ZM45 116H46V118L48 117V119H50V120H48V119H46L45 118ZM57 116V115H56ZM88 116V117H89ZM114 116V117H113ZM155 116V115H154ZM156 116H158L159 118H161L162 119V117H163V115H156ZM155 116V117H156ZM165 116V115H164ZM177 116V117H176ZM196 116H197V113H196ZM229 116H230V118H231V120H232V116H234V120H229L230 118H229ZM242 116V117H241ZM252 116V117H251ZM2 117H3V119H2ZM26 117V118H25ZM74 117V119H77V118H75ZM78 117V116H77ZM89 117V118H90ZM102 117V118H101ZM117 117V116H116ZM145 117V118H144ZM149 117V119H152L151 117H150V115L148 116ZM154 117V118H155ZM211 117V116H210ZM215 117V118H214ZM241 117V118H240ZM249 117H251L250 118V120L248 121V119H249ZM21 118V119H20ZM53 118V117H52ZM58 118V116H57V119H59ZM72 118V120L71 121H68V119H71ZM127 118V119H126ZM128 118H131V119H128ZM198 117H196L195 119H197ZM229 118V119H228ZM9 119H10V121H9ZM20 119V120H19ZM54 119H55V117H54ZM96 119V120H95ZM144 119H145V121H144ZM157 119V118H156ZM164 120H165V118H163ZM162 119V120H163ZM193 119V121H195L194 120V117L192 118ZM227 119V120H226ZM241 119V120H240ZM243 119V120H242ZM245 119H246V121H245ZM29 120H31L30 122L32 123H30L29 122V124H28V121ZM35 120V121H36ZM52 120V121H51ZM93 119H91L90 118V121L88 120V122H91ZM118 120V119H117ZM124 120L123 121H121V119H120V122H122V124H124L125 122H124ZM153 120V119H152ZM189 120H191V119H189ZM198 120V119H197ZM9 121V122H8ZM46 121L48 122H50L51 121V123L52 124H50L49 122V124L47 123L46 124ZM116 121V120H115ZM161 121V120H160ZM159 121V122H160ZM186 121V120H185ZM234 121V122H233ZM242 121V122H241ZM20 122H22V124L25 122V124H23V125H21V123ZM74 122V121H73ZM72 122V123H73ZM94 122H96V123H98L99 125H101V126H99L98 125V127L96 128V126L95 125H97V124H94L93 125V123ZM100 122V123H101ZM145 122V123H144ZM148 122V123H147ZM191 122H192V120H191ZM10 123V124H9ZM11 123H13L12 125L13 126H9V125H11ZM17 123V124H16ZM40 123V124H39ZM55 123V125H56V127L55 126H52L53 124ZM104 123V124H105ZM140 123H142V125H144V126H142ZM161 123V122H160ZM163 123V122H162ZM227 123V122H226ZM244 123V124H243ZM31 124V125H30ZM35 124V125H34ZM74 124V123H73ZM72 124V125H73ZM126 124V123H125ZM141 125V127H140V125ZM148 124H149V126H148ZM151 124V125H150ZM236 124V125H235ZM240 124L242 125V126H240ZM247 124H249V125H247ZM6 125V126H5ZM12 127V130H10V128L8 127ZM15 125V126H14ZM18 125H21V126H23V127H21V126H18ZM28 125H30V130L31 129H33V128H31L32 126L34 127V129H36V131L34 130V131H31L32 132V135H28V137H29V139H31L30 138V136L31 137H34V135H35V137L37 138V135H42V137H39L40 138V141L38 140V139H34V138H32L31 139V141H34V140H36L35 142H31L32 144H33V146H32V144H30V142H29V140H26L25 138L27 137V134H30L31 132H29L30 130L28 129ZM59 125V126H58ZM85 125H82V126H85ZM134 125V126H133ZM146 125H147V127H146ZM253 125V126H252ZM260 125V126H259ZM69 126H67V127H69ZM92 126H90V127H92ZM152 126H153V129H152ZM185 126V127H184ZM245 126V127H244ZM249 126V127H248ZM252 127V129H251V127ZM8 127V128H7ZM14 127H15V129H14ZM19 127V128H18ZM54 127L55 128H57V127H60V130H59V128H58V130L59 131H56L55 130V132H57L56 133V138H54L53 140H55V139H57V135L59 136L58 138L59 139H57V141H53L52 139H51V137H53L52 135H54V137H55V132L52 130V129H54ZM132 127H134V128H132ZM188 127V126H187ZM236 127L238 128H240L241 129V131H242V129H243V132H241L240 130H239V128H238V132H239V134L238 133H236V131H237V129H236ZM242 127H244V128H246V127H248V128H250V129H248L247 130V128L246 129H244V128H242ZM259 127H261V128H259ZM26 128H27V130H26ZM62 128V129H61ZM72 128H74L75 130V132H73V130H72ZM85 128H86V126H85ZM230 128V129H229ZM257 128H259V130L257 129ZM7 129H9L10 131H7ZM13 129L15 130V132H13ZM45 131H44V130ZM66 129V132H67V130H70V132H71V135H70V133H69V131H68V133H66V134H69L68 135V137H66L65 135H64V138H62L61 140H62V144H64L65 146H66V143L68 142V139L71 141V143H73L74 145L76 144V149L77 148H79L80 150H79V152L78 151H76V152H78V153H76L75 154V147L73 148L72 146H74L73 144H71V143H67V148H65V155L66 156H63V157H67V155L69 154H67V149L68 148H70V153H72V154H75V155H73V157L71 158V155L72 154H70L69 156V159H65V160H69L66 164L68 165V166H66V164H64L65 165V167L66 168H68V170L65 168V170L63 169L64 168V165H62L63 163H65L66 161H64L63 163H61L60 162V160L61 161H63L64 159H59L60 158V156L58 155V152L56 153V147H58V145L59 144H56V142H58L59 140H60V137H61V135H62V137H63V134L65 133V130ZM77 129V130H76ZM129 129V130H128ZM154 130L155 129V132L154 131H152V130ZM162 129H164V135L162 136V135H160V132L162 133L163 132V130ZM174 129V130H173ZM188 129H190V128H188ZM256 129V130H255ZM262 129V130H261ZM18 130H19V134H18ZM20 130H21V132H20ZM22 130H23V132H22ZM24 130H25V133H24ZM47 130V131H46ZM85 130V129H84ZM159 130V132H157V131ZM236 130V131H235ZM251 130H253V133H252V131ZM258 130V131H257ZM26 131H28L29 133H26ZM51 131H52V133H51ZM60 131H61V133H60ZM62 131H64V132H62ZM107 131H110V132H108V134H107ZM120 131H124V133L122 134V133H120ZM183 131V132H184ZM245 131V132H244ZM255 131H257V132H255ZM17 132V133H16ZM34 132H36V133H34ZM39 132V133H38ZM61 134H59V133ZM72 132H73V136H74V138H73V136H72ZM241 132V133H240ZM249 132H250V134H249ZM13 133H14V135H13ZM20 133H23V134H25V135H23V134H21V135H23V137L24 136H26L24 139L26 140V142H27V145H26V142H25V140L23 139V137L22 136H20ZM34 133V134H33ZM38 133V134H37ZM46 133V135H44L43 136V134H45ZM63 133V134H62ZM98 133V134H99ZM120 133V134H119ZM154 133H158L157 135H158V137H157V135L156 134H154ZM166 133V134H165ZM168 133L171 135V141L173 142H171V144H169V135H168ZM187 133V134H186ZM253 135H252V134ZM255 133V134H254ZM259 133V134H258ZM1 134H3V135H1ZM12 136H11V135ZM16 134H18L17 135V138L20 136V138H16L15 139V135ZM37 134V135H36ZM91 136H90V135ZM107 134V135H106ZM156 136H154V135ZM163 134V133H162ZM241 134V135H240ZM257 134V135H256ZM5 135V137H3ZM76 135V136H77ZM85 135H88L87 137H85ZM166 135H168V146L166 145V142L167 141H163V139L165 140V137H167ZM191 135H194V136H192L191 137ZM238 135V136H237ZM243 135V136H242ZM247 135V136H246ZM254 135H256V138H255V136ZM1 136H2V138H3V140H2V138H1ZM45 136H50V141H51V144H49V140H46V138L47 137H45ZM72 136V137H71ZM165 136V137H164ZM250 136V137H249ZM22 137V138H21ZM44 137V138H43ZM65 137H66V139H67V141L66 142H63L64 141V139H65ZM91 137H93L95 140H93V139H91ZM161 137H163L162 139H161ZM41 138H42V140H41ZM154 138H156L155 140H154ZM185 138V139H184ZM195 138L193 139V141L195 140ZM242 138V139H241ZM253 138V139H252ZM14 139H15V142H14ZM28 139V138H27ZM34 139V140H33ZM47 139H49V137L47 138ZM65 139V140H66ZM74 139V140H73ZM89 139L91 140V141H89ZM118 139H119V142H118ZM157 139H161V140H159V142L160 143H158V144H156L157 142H158V140ZM166 139V140H167ZM19 140H21V141H19L20 143L23 141V144L21 143H18V141ZM43 140H45V141H47V142H45V144L43 145ZM61 140L59 141V142H61ZM84 140V141H85ZM110 140H112L111 142H112V144L109 142ZM114 140H115V142H117V144L119 143L120 144V146H121V148H119L120 146L119 145H117V146H119V147H117L115 144V142H114ZM117 140V141H116ZM5 143H3V142ZM10 141V142H9ZM14 143H16V146L15 147H13L12 145H14L13 144V142ZM17 141V142H16ZM42 141V142H41ZM69 141V142H70ZM75 143H74V142ZM76 141H77V143H76ZM79 141H81L80 142V144H79ZM104 141H106V142H104ZM153 141L154 142H156V143H154V144H156L155 146H156V148L158 149H156V151H155V149H154V145L153 144H151V142L153 143ZM192 141V142H193ZM236 141V142H235ZM25 142V143H24ZM40 142H41V144H40ZM52 142H54V144L56 145H54ZM58 142V143H59ZM88 142V143H87ZM107 142H109V146L111 147V149H112V154L110 153V147L109 146H107L108 145V143ZM161 142H163L167 147H165V146H163L164 147V151L161 149V151L162 152H159V147H162V143ZM191 142V143H192ZM10 143H12V144H10ZM37 143H38V145H37ZM47 143V144H46ZM84 143V142H83ZM114 143V144H113ZM203 143V144H202ZM1 144L2 145H6V147H1ZM21 146H20V145ZM29 144L31 145V146H29ZM34 144H36L35 145V147L36 148H34ZM54 146H53V145ZM70 144H71V146H70ZM107 144V145H106ZM161 144V145H160ZM180 144H181V146H180ZM201 145V146H199V145ZM17 145H19L20 146V148H21V150H20V148H19V151H17ZM22 145H23V149H22ZM40 145V146H39ZM48 145H50V147L52 148V149H55L56 151L54 152V154L56 155V156H59V161H58V159L56 158H53L55 161H57L58 163H57V165H59V163H60V166L58 167L59 169L60 168H62L61 169V171H63V172H65L64 174H62V173H59V172H61L58 168H56V166H55V164H53V163H51V161L52 162H54L53 160H51V161H48V162H50V164L48 163H46L45 162V168H47V172H52V170L55 168V169H58V171L57 170H53V173L55 172H57V174H55V176L56 175H58V173H59V175L61 174V177L64 175L65 176V174H66V172H68L69 171V173H68V175L70 176V180H71V182L73 181V183H79V184H81L82 183V185L85 187V190L87 189V190H89L88 188H87V183H88V181H90L91 182V180H94V179H92V178H96L95 176H102V178H105L106 180H107V182H109L110 184H114V183H116V184H121V185H123V187H125V186H128L129 185V188L128 187H125V188H123L124 189V191H125V193H123V190H122V188H121V191H122V193H123V195H122V193H121V197H120V194L119 195H115V191L114 190H112V191H114V193L111 191V190H109V189H111V188H113L114 189V187H113V185H111L112 187H108V189H106V188H104V189H106V190H108L109 192H110V194L106 191V190H104L103 188H102V190H104V191H102L101 190V192H104L105 193V195H106V197H105V202L103 201V204H106V202H108L109 200H110V202H108L107 204H109V205H107V206H109V207H111L112 208V206L113 207H118V208H120V211H121V209L122 210H124L122 213H121V215H120V213H119V209L117 210V208L115 209V210H117L118 212H115V210L112 208V209H110V208H108L110 211L109 212H111V210H113L111 213H109L107 210V206H105V208L102 206V204L99 202H94V199L95 198H93V199H90L91 197H95L93 194H95L96 195V191L95 190H90V192L89 191H85L84 192V188H83V190H82V185L80 186L79 184H71V183H69V184H71V185H73V188L74 189H72L71 187L72 186H70V185H66L67 184V182L66 181H68V182H70V180H68V178L66 179V177H67V174H66V177H65V179H63V177L61 178V180L63 181V182H66L65 183V185H64V189L65 190H67V191H70V192H66L64 189H63V182L62 181H60L59 179H60V176H59V179H56V178H58L57 176H56V178H52L51 176H54V174L53 173H51V176H47V174L46 175H44V171L46 170H44V166H42L43 167V169H40V168H35L34 166H33V169H32V167L30 168V169H32L33 170V172H32V170L30 171L31 173H34V172H36V174L35 175H39L40 173H41V175H42V173H43V178L42 179H40L39 178V176H41V175H39V176H35L34 174H32L31 175V177H30V172H26L27 170L29 171V169H27L26 170V168H29V167H23V166H26V164H27V161H30L27 157H31L34 153L36 154V152L38 151L39 152V154H40V151L42 150H44L43 151V153L45 152V150H46V152L44 153V154H42V151H41V155H39L38 154V152H37V154L39 155V157L41 158L42 157V159H44V157L45 158H47L49 155L47 154V152H49V154H50V156H49V158L50 159H52L51 158V154L53 153H51L49 150H51L50 149V147L48 146ZM111 145H115L114 147L113 146H111ZM151 145L153 146V147H151ZM159 145V146H158ZM187 145H189V146H187ZM221 145V146H220ZM8 146V147H7ZM37 146H39V147H37ZM44 146V147H43ZM48 147V149H46V147ZM64 146V147H65ZM68 146H70V147H68ZM78 146H80V147H78ZM178 146H180V147H178ZM203 146H204V148H203ZM207 146H209V145H207ZM228 146V147H227ZM233 146H235V148L233 147ZM61 147V146H60ZM60 147H58V148H60ZM71 147H72V149L74 150H72L71 149ZM98 148L97 150L99 151V152H97L96 151V154H97V156H95L94 155V153H95V151H92V149L93 150H96L95 148ZM109 149H108V148ZM128 148V149H124V148ZM190 147V148H189ZM202 147V148H201ZM218 147V148H217ZM230 147V148H229ZM14 148H16V149H14ZM45 148V149H44ZM119 150H121L120 151V153L122 154L124 151L123 150H125L126 152H124L125 154H123L122 156H121V154L120 155H117V153H118V149ZM154 149L153 151L151 150V149ZM184 149V150H182V149ZM196 148H197V151H196ZM234 148V149H233ZM32 149H33V151H32ZM35 149H37L36 151H35ZM135 149L137 150V149H139V150H137V153L139 152V154L137 155L138 156V158H139V160H137L138 158H137V156H135V154H137V153H135ZM217 149V150H216ZM218 149H219V151H218ZM233 149V150H232ZM72 150V151H71ZM116 150V151H115ZM148 152H147V151ZM150 150H151V152H150ZM190 152H189V151ZM193 150H195V153H196V155H194L195 153H194V151ZM215 150V151H214ZM30 151H32V152H34V153H29ZM52 151H54V150H52ZM86 151V152H85ZM94 152V153H92V152ZM123 151V152H122ZM131 151V152H130ZM134 151V153L135 154H133V156H130L129 155V153H132ZM142 151H144V152H146V153H144L143 152V154H147V153H149V155H144V156H142L143 154H142ZM208 151V152H207ZM224 151V152H223ZM16 152H19L18 154L16 153ZM69 152V151H68ZM74 152V153H73ZM152 152H153V154L155 153V152H157V154L156 155H158V152H159V155L158 156H155L154 157V155L152 154ZM193 152V153H192ZM214 152H215V154H214ZM220 152V153H219ZM223 152V153H222ZM30 155H29V154ZM83 153H86L85 155L86 156H84L83 155ZM110 155H109V154ZM152 155H151V154ZM199 153H201V154H199ZM213 153V154H212ZM11 154V155H10ZM13 154H16L17 155V157L15 158L14 156H12ZM20 154V155H19ZM27 154H28V156H27ZM37 154H36V158L37 159H35V160H38L37 161V163H39L38 165H37V163H36V161H35V164H34V161L31 159V161L28 163V164H31V162L35 165V166H37V167H40L41 166V164H42V162L44 163V161L45 160H48V158L47 159H44V161H40V158H38L37 157ZM52 155L53 157L55 156V155ZM92 154L95 156H93L92 157ZM140 154H142L141 156H140ZM6 155V156H5ZM10 155V156H9ZM43 155V156H42ZM45 155V156H44ZM112 155V156H111ZM127 155H128V157L130 156V157H135V158H133V159H135V160H133L132 158L130 159H128L127 158ZM150 155L152 156V157H150ZM162 155V156H161ZM201 155H202V157H201ZM19 156H20V158H19ZM33 156H35V155H33ZM81 156L84 158V160H83V158H81ZM109 156V157H108ZM126 156V157H125ZM150 157V159H147V157ZM200 156V157H199ZM11 157H13V158H11ZM87 157V158H86ZM124 157H125V161H123V159H124ZM143 157V159H145V160H143V159H140V158H142ZM199 157V158H198ZM24 158V157H23ZM68 158V157H67ZM105 158H107V159H105ZM137 158V159H136ZM28 159V160H27ZM49 159V160H50ZM89 159V161H87ZM95 159V161H93ZM104 159H105V161H104ZM108 159H110V160H108ZM117 159V162L119 161V165H118V163L115 161ZM147 159V160H146ZM26 160V161H25ZM83 161L85 164L83 165H80L81 164V161ZM86 160V161H85ZM100 160V162L101 163H103V164H101V163H99L98 164V161ZM106 160H108L110 163H111V160H112V163L113 162H115V166H117V167H115V166H113V165H111L110 166V163H108V162H106ZM121 160H122V163H121ZM127 160L129 161L130 160V162H127ZM20 161H22V159L20 160ZM41 162V164H40V162ZM76 161L78 162L77 163V165H76ZM80 161V162H79ZM132 161V162H131ZM74 162H75V164H74ZM82 162V163H83ZM93 162V163H92ZM94 162H96L95 164H94ZM125 162V163H124ZM80 163V164H79ZM109 165H108V164ZM111 163V164H112ZM126 163H129V166L126 164ZM132 163V164H131ZM18 164V165H17ZM24 164V165H23ZM32 164V165H33ZM52 164V165H51ZM73 164V165H72ZM78 164L80 165V167H81V169H80V167L78 166ZM97 164V165H96ZM104 164H105V167H104ZM114 164V163H113ZM23 165V166H22ZM31 165V166H32ZM48 165H51V167H53V169L51 170L50 168L48 169ZM54 165V166H53ZM78 167H76V166ZM93 165V166H92ZM103 165V166H102ZM120 165H123V166H120ZM126 167H125V166ZM29 166V165H28ZM62 166V167H61ZM131 166V167H130ZM21 167H23L22 168V170H23V173L25 174L26 173V175H25V177L27 178V180H32V179H34V180H32V181H30V183L31 184H29L28 185V183H29V181H27L26 180V178L23 176V173H21L22 172V170H21ZM15 168V169H14ZM17 168V169H16ZM35 168V169H34ZM98 168H99V170H101L100 171V174H99V170H98ZM112 168V169H111ZM18 169H20V173L19 172H17V171H19ZM80 169V170H79ZM95 169H97V170H95ZM114 169H116V170H114ZM126 169V170H125ZM12 170H14V171H12ZM17 170V171H16ZM26 170V171H25ZM34 170H44L43 172H40V171H34ZM48 170H50V171H48ZM93 170L95 171V172H93ZM112 170V171H111ZM2 171H0V172H2ZM98 173H97V172ZM130 171V172H129ZM132 171V172H131ZM133 171H134V173H133ZM8 172H10V174L12 173H14L13 175H10ZM17 172V173H16ZM40 172V173H39ZM29 175H28V174ZM38 173V174H37ZM72 174V176H71V174ZM90 173H92L91 174V177L92 178H90V180L88 179V175L90 176ZM131 173L133 174V175H131ZM9 175V177H8V175ZM98 174V175H97ZM17 175V176H16ZM21 175V176H20ZM34 175V176H33ZM11 176V177H10ZM18 176L20 177V178H18ZM24 178H23V177ZM30 178H29V177ZM54 176V177H55ZM33 177V178H32ZM35 177V178H34ZM37 177V178H36ZM72 177L74 178V179H72ZM18 178V179H17ZM23 178V180L22 181H24V182H26L27 181V183H24V182H21L20 180ZM40 180H39V179ZM53 180H52V179ZM85 179H88V180H86L87 182H85V181H83V180H85ZM112 179H114V180H112ZM15 180H13V181H15ZM75 180V181H74ZM77 180H78V182H77ZM9 181H12V180H9ZM52 181H54V184H55V182L56 181H59L60 183H58V182H56L57 184H55V185H52ZM82 181V182H81ZM8 182V183H7ZM44 183V184H42V183ZM85 182V183H84ZM130 182H132V184L134 185H132V184H130ZM23 183V184H22ZM34 184V186H32L33 184ZM86 184V185H84V184ZM122 183H124V184H122ZM126 183H127V185H126ZM22 184V185H21ZM25 184V185H24ZM26 184H27V186H28V188L30 187V186H32V187H34V188H26L25 189V186H26ZM43 186H42V185ZM60 184V185H59ZM110 184H109V186H110ZM41 185V186H40ZM89 185V184H88ZM130 185H132V186H130ZM145 187H144V186ZM26 186V187H27ZM53 186H55V187H53ZM59 186H61V187H59ZM68 186V187H67ZM8 187V188H7ZM9 187H10V189H9ZM66 187H67V189H66ZM6 189V190H5ZM33 189V191H31V190ZM70 189V190H69ZM127 191H126V190ZM135 189V190H134ZM152 189H154V190H152ZM175 189H177V190H175ZM179 189H180V191H179ZM5 190V191H4ZM17 190V189H16ZM149 190V191H148ZM156 190V191H155ZM173 190H175L176 191V193H178V194H176V195H174L175 194V191H173ZM4 191V192H3ZM13 192H14V190H12ZM64 191V192H63ZM134 191H135V193H134ZM152 192L153 194L155 193V192H157V194H152V193H148V192ZM155 191V192H154ZM174 192V194H173V192ZM50 192V193H49ZM95 192V193H94ZM112 192V193H111ZM129 192H131L130 194H129ZM132 192H133V194H132ZM172 193V195H171V193ZM52 193H53V196H52ZM88 193H90L89 195L91 196V195H93V196H89L88 195ZM92 193V194H91ZM120 193V192H119ZM147 193H148V195L149 196H151L152 198H149V196L147 195ZM1 194V193H0ZM23 194H28L27 196H25V195H23ZM55 194V195H54ZM108 194V195H107ZM117 194V193H116ZM127 194H129V195H127ZM33 195H34V197L36 198V201L34 200L35 198L33 197ZM110 195H114L113 197L112 196H110ZM127 195V196H126ZM156 195V196H155ZM2 196V195H1ZM55 196V197H54ZM108 196V197H107ZM116 196H117V198H118V196H119V200L116 198ZM124 196V197H123ZM130 196V197H129ZM3 197V196H2ZM32 197L34 198V199H32ZM110 197V199L108 200V198ZM112 197V198H111ZM132 197V198H131ZM16 198H18V197H16ZM57 198V200L59 201H57V200H55V202H53V200L54 199H56ZM59 198V199H58ZM107 198V199H106ZM115 198V199H114ZM1 199V198H0ZM2 199H4V198H2ZM116 199H117V203H115V201H116ZM122 199L125 201V204H123V202L124 201H122ZM127 199V200H126ZM128 199H129V201H128ZM23 200V201H22ZM28 203H26L29 207H30V205H32L33 207H28V206H26V204H24V202L25 201ZM32 200V201H31ZM37 200H38V202H37ZM93 200V201H92ZM115 200V201H114ZM29 201H30V203H34V204H29ZM34 201V202H33ZM50 201V202H49ZM90 201V203H88ZM96 201V200H95ZM113 201V202H112ZM16 202V203H15ZM21 202V203H20ZM36 202V203H35ZM49 202V203H48ZM58 202V203H57ZM91 202H92V204H91ZM94 202V203H93ZM113 204H112V203ZM119 202V203H118ZM2 203H4V204H2ZM45 203V204H46ZM53 203H57V204H59V210H58V205L57 206H55V204H53ZM98 203V204H97ZM115 203V204H114ZM122 203V204H121ZM131 203V204H130ZM156 203H158V204H156ZM6 204H8V208H7V206H6V208H7V211H5L6 209H5V206L4 205H6ZM51 204V205H50ZM94 204V205H93ZM96 204V205H95ZM100 204H101V206H100ZM116 204H121L122 205V208H121V206H117ZM156 206H155V205ZM12 206V207H10V206ZM60 205L62 206V207H60ZM71 205V206H70ZM88 205H91V206H93V208H95V206H96V209H93V210H91L90 209V206L88 207ZM110 205H112V206H110ZM116 205V206H115ZM124 205V206H123ZM128 205H130V207H127ZM158 205V206H157ZM1 206V207H2ZM28 207L27 208V211L28 210H30L31 209V211H29V212H31V219L32 220H30V221H32V223H30V221H29V219H28V217L30 216V214H28L29 212H27L26 211V207ZM51 206V207H50ZM53 206H55V207H53ZM69 206V207H68ZM97 206H99V207H97ZM125 206H126V208H125ZM169 206H171V207H173V208H171V207H169ZM10 207V208H9ZM42 207H43V205H42ZM86 207H88V209H86ZM160 207V208H159ZM169 207V208H168ZM174 207H176V209L174 208ZM178 207H179V210H180V212H177V214H176V212H174L175 210L176 211H178L177 209H178ZM34 208V209H33ZM54 208V209H53ZM57 208V209H56ZM60 208H61V210H63L64 212H63V214L65 213V212H67V214L65 215H63L61 212L62 211H60ZM69 209V211H66V210H68ZM123 208H125L126 209V212H125V209H123ZM149 208V210H147ZM157 208H158V210H157ZM33 209V210H32ZM71 209V210H70ZM150 209H151V212H150ZM165 209H166V211H167V213L165 214ZM169 209L170 210H174V211H169ZM14 211V213H15V218L16 219H19L20 221H21V217H23V214H24V216L26 217V215L28 214L29 216L28 217H26L27 219H28V221L29 222H26V220H25V217H23L24 219L22 220V222L24 221L25 223H26V225L25 224H21L22 222H20L19 220H17V222L19 223L18 225H17V223L14 221V217H12V215L14 214L13 213V211ZM48 210V211H49ZM55 210H57V212H59V214L56 212L55 213ZM79 212H78V211ZM138 210H141V211H139V212H141V213H138ZM144 210H146L145 212H147V213H145V212H143ZM11 211V212H10ZM17 211V212H16ZM24 211H25V213H24ZM35 211V213H33ZM54 211V212H53ZM72 211V212H71ZM75 211H76V214H75ZM88 211V212H87ZM108 213H107V212ZM161 211V212H160ZM7 212H10V216H9V218L7 217L6 218V215H7ZM26 212H27V214H26ZM70 212V213H69ZM73 212H74V215H76V217H77V219H76V217H74V215H73ZM157 212V213H156ZM163 212V213H162ZM0 213V214H1ZM6 213V214H5ZM12 213V214H11ZM17 213H19V214H17ZM53 213H55V217H54V214ZM61 213V214H60ZM117 213H119L118 215L120 216V217H116L117 215H115V214H117ZM142 213H143V215H142ZM159 213V214H158ZM162 213V214H161ZM16 214L17 215H19L18 217L19 218H17V216H16ZM20 214H22L21 215V217H20ZM34 214H35V216H36V220L34 219ZM39 214H41V216L39 217V220L42 222H40L41 223V226H39L38 224H36L35 225V223H38L39 222V220L37 219V216H39ZM43 214V215H42ZM68 214H70V215H68ZM77 214H78V216H77ZM115 215V220L117 221L119 218L121 219L122 217H123V215L122 214H125V215H130V216H125L124 215V217H126L127 218V220H129L130 219V222H132L131 220H133L134 222H132V224L134 225V226H132L131 227V225H129L128 223H130L129 221H128V223H127V225L129 226H127V225H121V223L120 224H118L119 223V221L118 222H116V223H114L115 222V220H113L112 218H114L113 216H111V215ZM141 214V215H140ZM147 216H146V215ZM155 214H156V216H155ZM158 214V215H157ZM59 215H60V217H59ZM67 215L68 216H70V218H68L67 217ZM138 215V216H137ZM149 215H150V217H149ZM2 216V217H1ZM43 216V217H42ZM44 216H46V217H48V219L45 221V217ZM64 216H66V218L64 217ZM72 216V217H71ZM111 216V217H110ZM138 218L139 216H141L142 217V219L144 218V219H146L145 217H147V219H148V217H149V220H142L141 218L140 219H137L136 217ZM145 216V217H144ZM154 216V217H153ZM58 217V218H57ZM75 219H74V218ZM79 217V218H78ZM110 217V218H109ZM123 217V218H124ZM135 217V218H134ZM159 217V218H158ZM11 218H14V219H12V221H11ZM21 218V219H20ZM49 218H50V222H49ZM57 219V220H53V219ZM81 218H83L84 219V221L85 222H83V219L82 220H80ZM104 218H106L105 220H107V221H104L103 219ZM116 218H118V219H116ZM122 218V219H123ZM125 218V219H126ZM131 218H133V219H131ZM52 219V220H51ZM69 219V220H68ZM119 219V220H120ZM137 221H136V220ZM154 219H156L155 221H154ZM34 220V221H33ZM37 220H38V222H37ZM43 220V221H42ZM61 220V221H60ZM63 220V221H62ZM76 220V221H75ZM87 220H89V221H87ZM109 220V221H108ZM111 220V221H110ZM7 221H9V222H11V223H13V228L12 227H9V226H11L10 225V223L9 222H7ZM51 221H53V222H51ZM57 221V222H56ZM86 221L88 222V224H86ZM121 222H122V220H120ZM147 221V222H146ZM150 223H149V222ZM151 221H152V223H151ZM23 222V223H24ZM44 222H46L47 224H50V223H54V224H52L51 226L50 225H43V223ZM49 222V223H48ZM56 222V223H55ZM112 223V225H111V223ZM154 222H155V224H154ZM15 223V224H14ZM29 225H28V224ZM60 223V224H59ZM90 223V224H89ZM95 223H96V225H95ZM149 223V225H147V228H146V225L145 224H148ZM34 227H36V228H33V226ZM75 224V225H74ZM93 224L96 226V230L98 229L99 231H100V229L102 228L103 230V233H105V237L104 236H102L101 234H100V232L97 230L96 232H95V229L93 230V228H95V227H93ZM97 224H99V225H97ZM113 224H114V227L115 226H122V229L124 230H119L117 227H115V228H113ZM151 224H153V226L151 225ZM7 225V224H6ZM20 225V226H19ZM28 226V229H30L31 227V232L33 231V233H31L28 229H27V227H25V226ZM37 225H38V227H37ZM60 225H63L62 227L60 226ZM88 225H89V227H88ZM91 225H92V228H91ZM110 225V226H109ZM152 226V227H149V226ZM18 227V228H21V226H23L24 228H23V230H19L18 228V230H17V232H22V236H17V235H21L20 233L19 234H17V233H14V234H17L16 236L12 233L14 230H15V228L16 227ZM44 227V226H46V230H44L46 233L47 232H50L51 234L53 233L54 234V231L56 232L55 233V236L56 237H58V239H56L55 238V236L52 234V235H48V234H50V233H47V237H46V235H45V232L44 231H42V232H39V231H36V229L37 230H40L41 231V227ZM50 228H49V227ZM98 226V227H97ZM101 228H100V227ZM109 226V227H108ZM111 226H112V229L110 230L109 228H111ZM7 227H9V228H7ZM30 227V228H29ZM48 227V228H47ZM126 227H128V230H127V228ZM155 227V228H154ZM11 228V229H10ZM63 228V229H62ZM70 228V229H69ZM91 228V229H90ZM153 228V229H152ZM8 229H9V231H8ZM22 229V228H21ZM26 229V231H27V233L25 234V235H27V236H29V238L27 237H25V235L23 234L24 232H26V231H24ZM43 229H45V228H43ZM47 229H49L50 231H48ZM53 229V230H52ZM65 229H67L66 231H65ZM81 231H80V230ZM109 229V230H108ZM116 231V232H114V230ZM125 229H126V231H125ZM15 230V231H16ZM51 230H52V232H51ZM64 230V231H63ZM108 230V231H107ZM113 230V231H112ZM119 230V231H118ZM11 231V232H10ZM24 231V232H23ZM74 231V230H73ZM72 231V232H73ZM76 231H74V232H76ZM107 231V232H106ZM122 231V232H121ZM35 232V233H34ZM109 232H113V233H109ZM7 233H5V234H7ZM36 233H40V235L42 236L43 234L42 233H44V235L41 237L40 235H37ZM96 233V234H95ZM99 233V236L97 235ZM106 233H107V235H106ZM33 234V235H32ZM69 234H71V233H69ZM76 234V233H75ZM31 235V236H30ZM101 235V236H100ZM2 236V235H1ZM39 236H40V238H39ZM51 237V236H53L55 239V242L53 241L52 242V240H53V237L50 239V238H48V237ZM59 236L60 237H62V238H59ZM95 236H97V237H95ZM107 236V237H106ZM109 236H111L109 239H108V237ZM22 237H24V238H22ZM44 237H46L47 239H45L44 240ZM89 237V238H88ZM91 237V238H90ZM93 237V238H92ZM22 238V240H24V241H26V240H30V241H26V242H28L29 244H34V246L31 248V250H29L30 248H28V243L26 244V242H21L20 241V239ZM38 238H39V240L41 239L42 241H45L46 243H44V242H42L41 240H40V242L38 243L37 241H38ZM95 238H97V239H95ZM107 238V239H106ZM0 239H4V238H2V237H0ZM48 239H50L49 241V244L47 243L48 242ZM71 239V238H70ZM104 239V240H103ZM33 240H35V241H33ZM47 240V241H46ZM59 242H58V241ZM1 241V240H0ZM56 241H57V243H56ZM104 241V242H103ZM32 242V243H31ZM60 242V244H62ZM65 242H66V240H65ZM108 243V245H107V243ZM7 243V245L9 246V244ZM16 243H18V245H16ZM21 243H25V244H22V247L20 246L21 245ZM38 243V244H37ZM103 243H106V245L107 246H105V244H103ZM44 244V245H43ZM23 245H25L24 247H23ZM45 245V246H46ZM56 245V246H55ZM99 245V246H98ZM60 246V245H59ZM58 246V249H61L60 247ZM40 247H41V244H40ZM39 246H38V248H40ZM9 248V247H8ZM22 248H23V250H25L24 251V253H25V255H21V253L23 254V250H22ZM106 248V249H105ZM14 251V253L15 254H13V251ZM63 249V248H62ZM35 250V251H34ZM63 250H65V253H68L66 250L67 249H63ZM98 250V251H97ZM5 251V250H4ZM6 251V252H7ZM37 251V252H36ZM48 251H50V250H48ZM55 251H57V250H55ZM10 252H12L11 253V255L13 254V256H11L10 255ZM45 252V251H44ZM8 253V252H7ZM27 253V254H26ZM19 255V256H18ZM23 257V258H25V259H23L21 256ZM31 255V256H32ZM20 257V258H18V257ZM29 256V255H28ZM32 256V257H33ZM41 256H43V258H44V256H45V258L47 259V261H46V259H42V257ZM116 258H115V257ZM6 257V259H8L7 258V256H5ZM48 257V256H47ZM106 257H108V258H110L109 260L106 258ZM112 257H114V258H112ZM50 258V257H49ZM111 258H112V260H111ZM9 259V260H10ZM16 260V259H15ZM14 260V262L16 263V264H18L17 263V261H15ZM39 260H43L42 262L41 261H39ZM104 260L106 261V262H104ZM23 262V261H22ZM40 262V263H39ZM51 262V260L49 259V261L47 262V264L48 263H50ZM112 262V263H111ZM115 262V263H114ZM35 263V264H36ZM73 263V262H72ZM72 263H70V264H72ZM76 263V261H74V264H77ZM51 264H59V262L58 261H54V262H51ZM60 264H62L61 262H60Z\"/></svg>",
	"mask_w": 264,
	"mask_h": 264
},
{
	"label": "bare ground",
	"instance_id": "obj_2",
	"mask_svg": "<svg viewBox=\"0 0 264 264\" xmlns=\"http://www.w3.org/2000/svg\"><path fill=\"white\" fill-rule=\"evenodd\" d=\"M1 1V0H0ZM5 1H8V0H5ZM11 1H13V0H11ZM18 1H20V0H18ZM24 1V0H23ZM26 1V0H25ZM28 1L29 0H27V3H28ZM35 2H44L43 0L41 1V0H34ZM50 0H47V4H49L48 2H49ZM54 0H52L51 2L52 3H54L55 2V4L54 5H56L55 7L57 8V9H59L58 7H60V5L62 4V3H60V0H57V1H59V2H57V1H54ZM65 1H69V0H65ZM74 1V0H73ZM75 1H78V0H75ZM81 1H83L84 3H85V5L87 6V4L89 3V2H93V4L95 5H93L92 4V6H93V8H92V6L90 5V4H88V5H90V6H88V7H90L91 8V10L90 9H88L87 7L84 9V7L83 6H81V12L80 11H77V9L75 8V11H76V13L74 14V12L75 11H69L68 10V12H70V15H69V13H68V15L70 16V17H66L65 19H62V18H60L59 16L62 14L63 15V13L65 12L64 10L66 9H70L71 7H72V5L71 4H69L68 2L66 3V4H69V5H71V7L69 8L64 2V5H61V9H63L62 8V6H67L68 8H65V9H63L62 11H61V9L60 10H58V11H61V13L59 12L58 14H53V13H51V14H53V16L50 14V13H48L49 15H51V17H49V18H52V19H48V21H46L45 22V19L43 18V24H45V25H47V26H50L49 28H48V30L45 32V29L47 28V26L44 28V30L42 31V29H43V27H44V25L43 24H41L42 26H37V25H40V23H38L37 21H39L40 20V18L38 19L37 18V16L35 17L34 16V20H37V21H34V23H33V20L31 21L33 24H35L36 22L38 23H36L35 25L37 26V28H35L36 29V31L39 33V34H37V36L36 35H34V36H36V37H32L33 39L32 40H30V41H28L27 43H25L24 41V43L26 44L25 45V48H23V49H25L24 51H28L27 53H28V57H31L32 55H35V54H37V55H39L40 53V51H43L45 54L46 53H48L49 54V52L51 51V54L50 55H55V56H58L57 54H59L60 56H67L66 58H72L71 56H74L75 58V62H74V69H76L77 70V68H78V72L75 70L74 72H72V74L74 75V76H76L75 74H78V73H80L81 74V72H79V70H80V68H82V69H84V71L83 72H85V70H87V69H85V68H83V61L84 60H87V59H89V60H91V58H98L97 59V62H95V64H94V66H95V68L98 70V69H100L101 68V66H106L107 64H109L112 68L113 67H117L118 66V68L119 67H123L124 65V68L128 65V63L130 62V60H132V59H134L135 58V61L134 60H132L133 62H135V63H137L138 64V62H140L141 61V59H142V61H145V65L144 66H142V68H140V67H138V68H140V69H142V73H144V71L146 72L147 70H151V69H153V67L154 66H158L159 65V63H161V62H166L167 64H166V66H165V63L163 64V63H161V65L160 66H164V67H160L161 69H162V73H164V78L166 79V78H168V80L170 79V81H177V82H175V84H174V82H173V84L174 85H170L171 87H169L168 86V88L167 87H163V86H165V85H168V83H169V81L168 82H166L165 83V85L163 84H161V83H157L158 82V80H157V82L155 81V80H153V81H155L157 84H161V86L164 88L163 90H162V88H159V87H161V86H159V85H157V86H155L156 84L153 82V86H155V87H158L159 89H161L162 91H160V90H158L157 91V89H155V88H153V87H151V88H153L154 90H151L150 89V87H149V89L148 90H151L152 92L153 91H156V93H157V97H159L160 96V100H161V102L163 101V100H169V99H171V101H172V99H173V103H174V101L176 102V98H178L177 99V101H179V99H181L182 97H183V95H184V97H185V94H184V92L186 91V90H189L188 92H187V94L190 92V90H192V92L193 91H195V92H193V94H191V93H189V95H187L185 98L187 99L189 96L191 97L192 95L194 96V97H196V94L197 93H199L198 94V96L196 97L197 98V100L198 99H201L202 101H203V99L200 97V98H198L199 97V95L200 96H202L203 94H205L206 92H205V90H206V88L207 87H209V86H213V87H215L217 90L216 91H218V90H220V93L221 92H224L226 89H230L231 90V92H233L232 91V89H237V90H239V86L242 84V83H244L245 84V86H244V88L246 89V83L245 82H248V84H249V82H250V88H249V90L251 89V91H249L250 93L252 92L253 94H255L256 96H262V97H264V37H261V38H259L260 36H264V0H124V2H123V4L121 3L122 2V0H113V1H111V0H88V3L86 4V2H87V0H86V2L84 1V0H81ZM80 0H79V2H80V4L82 3V5H83V2H81ZM2 3H3V0L1 1ZM0 2V5L2 4ZM16 3H17V1H15ZM20 2H22V1H20ZM31 4H32V2H31V0L29 1ZM50 2V3H51ZM57 2V3H56ZM70 2H71V0H70ZM79 2H77L76 3V7L78 8V6L80 5V4H78ZM121 3V5H120V3ZM5 3V2H4ZM3 3V4H4ZM7 3V2H6ZM15 3V4H16ZM19 3V2H18ZM24 4L25 6H29V4ZM34 3V2H33ZM71 3H73V2H71ZM119 3V4H118ZM2 4V5H3ZM11 4V6H9V7H11L12 8V6L14 5L13 4V2L12 3H10ZM21 4V3H20ZM38 4L39 3H37V5L34 3L33 4V6H34V8H35V5L38 7ZM41 4V3H40ZM39 4V5H40ZM45 5H46V3H44ZM44 4H42V8H43V5ZM74 4H75V2H74ZM73 4V5H74ZM77 4H78V6H77ZM132 4V5H131ZM5 5H7V4H5ZM5 5L2 7L3 9H5ZM18 5V4H17ZM16 5V9H18L17 10V12H18V14L20 13L21 14V16L22 15H24L23 16V18H25V14H22L21 12H19V10L21 9V10H23V9H25V8H20L19 9V7ZM53 4H52V6L49 8L51 11H56V8L55 7H53L54 6ZM125 5L127 6V8H125ZM132 6V9L130 8L131 6ZM25 6H21V7H25ZM113 6H114V9H113ZM129 6V7H128ZM7 7H8V5H7ZM8 7V8H9ZM29 7H31V6H29ZM40 7V6H39ZM39 7H38V10L37 11H35V12H38L39 11ZM45 7V6H44ZM83 7V8H82ZM2 8H0V10L1 11H3L2 10ZM14 9H15V6L13 7ZM32 8V7H31ZM41 8V7H40ZM46 8V7H45ZM45 8H43L44 9V12L47 10H49L48 8L45 10ZM106 8H112L113 10H109V9H106ZM10 9V8H9ZM8 9V11L9 12H15L16 11V9H15V11H13L12 9H10V10H12V11H10ZM28 9V11L29 12H31L30 11V8H27ZM27 9H25V10H27ZM33 9V8H32ZM37 9V8H36ZM80 9V8H79ZM82 9L83 10H85V12L84 11H82ZM6 10V9H5ZM24 10V11H25ZM49 10V11H50ZM71 10H73V7H72V9ZM88 10V11H87ZM1 11H0V13H1ZM27 11V12H28ZM33 11V12H34ZM42 11V10H41ZM47 11L45 12L46 13V15H45V13H44V16H47ZM48 11V12H49ZM50 11V12H51ZM64 11V12H63ZM87 11V12H86ZM90 11H92V13H93V16L94 17H92L91 15H92V13H90ZM4 12H6V11H4ZM16 12V13H17ZM29 12H28V14H26V17H28V16H31L30 14H29ZM33 12H31V14L32 15H35ZM144 13V15L143 14H141V13ZM8 13V12H7ZM24 13V12H23ZM40 13H43V12H40ZM56 13V12H55ZM66 13V12H65ZM64 13V14H65ZM74 15V16H72V14ZM4 15H5V13H3ZM9 14V13H8ZM11 14V13H10ZM13 14V13H12ZM11 14V15H12ZM19 14V15H20ZM2 15V14H1ZM7 15V14H6ZM15 15V14H14ZM12 16V17H16V16ZM39 15L40 14H38V17H39ZM42 16H43V14H41ZM40 15V17H41V20H42V16ZM54 15H59L58 17H59V19H61V20H59L58 19V17L56 18V16H54ZM61 15V16H62ZM67 14L65 15V16H68ZM90 15V16H89ZM139 15V16H138ZM10 16V15H9ZM8 16V17H9ZM43 16V17H44ZM1 17V16H0ZM3 17V16H2ZM11 17V18H12ZM20 17V16H19ZM19 17L17 16V18L19 19ZM62 17H64V16H62ZM91 17V18H90ZM10 18V19H11ZM16 18V19H17ZM32 19H33V16L31 17ZM31 18L29 19V20H31ZM35 18H37V19H35ZM48 18V17H47ZM1 19H3V18H1ZM4 19H5V17H4ZM6 19H7V17H6ZM5 19V20H6ZM17 19V20H18ZM20 19H22V17L20 18ZM12 20V19H11ZM11 20H10V22H11ZM17 20H15L14 21V19H13V21H14V23H13V21L11 22V23H13V24H16L15 26H19L20 25V22H18ZM23 20V19H22ZM24 20H27V19H24ZM40 20V21H41ZM47 20V19H46ZM1 21V20H0ZM7 21H9V20H7ZM18 22V24L19 25H17V22ZM28 21V20H27ZM39 21V22H40ZM3 22H4V20H3ZM16 22V23H15ZM93 22H95V23H93ZM27 23V24H26ZM4 24H5V22H4ZM3 24V25H4ZM10 24V23H9ZM12 24V25H13ZM22 24V23H21ZM26 24V25H25ZM28 24H31L30 22H24V24H22V27L23 26H27ZM29 25L28 26V28H26V29H28L27 31L29 32V30H34V27H36V26H34V25ZM1 25V24H0ZM5 25H7V22H6V24ZM1 27V26H0ZM20 27H21V25H20ZM1 29V28H0ZM21 29V28H20ZM19 29V30H20ZM41 30L40 32L38 31V30ZM14 31H15V29H13ZM33 30H32V32H33ZM23 32H25L26 33V31H25V29L24 30H22ZM21 30H20V33L22 32ZM35 31V32H36ZM16 32H18V31H16ZM27 32V33H28ZM31 32V31H30ZM29 32V33H30ZM43 32H45V33H43ZM25 33H22V34H25ZM25 34V35H31V34ZM10 34H11V32H10ZM16 33L14 32V35H15ZM34 34V33H33ZM36 34V33H35ZM12 35V34H11ZM18 35V33L16 34V36ZM21 35V34H20ZM68 35V36H67ZM15 36V37H16ZM257 36H258V38H257ZM14 37V36H13ZM29 37V36H28ZM30 37V38H31ZM28 39V38H27ZM29 40V39H28ZM22 42V43H23ZM24 43H23V45H24ZM154 44V45H153ZM20 46L22 45L21 44V42H20V44H19ZM152 45V46H151ZM22 47H24V46H22ZM27 47H29L30 48V51H29V49L28 50H26V48ZM35 51V52H34ZM42 52V53H43ZM52 52H53V54H52ZM61 53V54H60ZM1 54V53H0ZM3 54V53H2ZM1 54V55H2ZM0 55V57H2ZM50 55H48V56H50ZM53 55V56H54ZM132 55V56H131ZM4 56H5V54H4ZM3 56V57H4ZM41 56V55H40ZM39 56V57H40ZM43 56H45V55H43ZM42 56V57H43ZM48 56L46 55V58H48ZM54 56V58H53V60L52 61H50L51 60V58L52 57H50V59L48 60L49 62H47V63H53V62H55L54 61V59L56 58ZM63 56L61 57V58H63ZM64 56V57H65ZM42 57H41V60H45V57L42 59ZM81 57V60H79V58ZM132 57V58H131ZM58 58V57H57ZM61 58H59V59H61ZM130 58V59H129ZM59 59H58V62H60L59 61ZM64 59V58H63ZM62 59V60H63ZM1 60V59H0ZM2 60H3V58H2ZM13 60V59H12ZM12 60H10V61H12ZM57 60V59H56ZM66 61H67V59H65ZM72 60H73V58H72ZM71 60V61H72ZM96 60V59H95ZM138 60V61H137ZM5 61H7V60H5ZM40 61V60H39ZM46 61H47V59H46ZM64 61V60H63ZM63 61H61V62H63ZM77 61V62H76ZM120 61V62H119ZM132 61L130 62V63H132ZM137 61V62H136ZM141 61V63H143ZM8 62V61H7ZM6 62V64H5V62L3 63V64H5V65H7L8 63ZM45 62V61H44ZM44 62H42L43 64H44ZM57 62V61H56ZM55 62V64H64V62L63 63H56ZM68 62H69V60H68ZM68 62H66L65 64H67ZM80 62H81V64H80ZM92 62H94V61H92ZM1 64H2V62H0ZM10 63L11 62H9V64H8V66L7 67H10L9 65H10ZM72 63V65L70 66L71 68H73L72 66H73V62H71ZM76 63V64H75ZM117 63V65H115ZM135 63H134V65H135ZM3 64H2V66H3ZM39 64V63H38ZM40 64H41V61H40ZM43 64H42V66H43ZM46 64V63H45ZM44 64V65H45ZM70 64V63H69ZM92 64V63H91ZM92 64V65H93ZM104 64V65H103ZM50 65V64H49ZM49 65H45V66H47V67H45V66H43V67H45V68H48L49 67ZM89 64H87V66H88ZM98 65V66H97ZM100 65V66H99ZM109 65H107V66H109ZM130 65H131V67H130ZM140 65V64H139ZM27 66V65H26ZM38 66V65H37ZM41 65H40V67H42ZM84 66H86V64H84ZM97 66V67H96ZM132 64H129V66H127L126 68H128V67H130V69L132 68ZM4 67V73L6 72L5 70H7V69H9V68H7L6 67V69H5V66H3ZM29 67V66H28ZM27 67V68H28ZM65 68H67V69H65V72L68 74V75H66V77H65V75H64V79H66V78H70V76H72V74L69 72V70L71 69H69L68 70V66H64ZM89 67V66H88ZM93 67V66H92ZM92 67H90L91 68V70L94 68H92ZM24 68H25V66H24ZM27 68H26V70H27ZM44 68V69H45ZM87 68V67H86ZM103 68V67H102ZM121 68H119L118 69V72H120L121 71ZM137 69V66L135 67L134 66V69ZM29 69H31L30 67H29ZM28 69V70H29ZM63 69V70H64ZM109 69V68H108ZM135 69V70H136ZM140 69H137L139 72H140ZM46 70V69H45ZM67 70H68V72L70 73V75H69V73L67 72ZM88 70H89V68H88ZM91 70H89V71H87V73H88V75L86 74V73H84V74H86L85 76H90L89 74L91 73L90 71ZM96 70V71H97ZM116 70H117V68H116ZM133 70V69H132ZM132 70H130L131 72H132ZM134 70V72L135 73H137L136 71ZM160 70V69H159ZM23 71V70H22ZM72 71H73V69H72ZM80 71H82V70H80ZM93 71H95V69H93L92 70V72ZM124 71V72H123ZM122 72H123V74H125V71H127V69L126 70H123ZM130 71H128V72H130ZM152 71V70H151ZM150 71V72H151ZM62 72H64V71H62ZM61 72V73H62ZM133 72V74H135ZM94 73H96V72H94ZM94 73H91V74H94ZM99 73V74H98ZM147 73V72H146ZM3 74V73H2ZM80 74H78L79 76H80ZM83 74V73H82ZM102 74V72H101V69H100V71L98 70V72H97V79H98V77L100 76ZM107 74H108V72H107ZM107 74H102L103 76L105 75V77L107 76ZM121 74V73H120ZM126 74H127V72H126ZM130 74V73H129ZM139 74V73H138ZM11 74H9V76H10ZM62 75H63V73H62ZM77 75V76H78ZM94 75H96V74H94ZM101 75V76H102ZM109 75V74H108ZM119 75V74H118ZM122 75V74H121ZM119 76V77H116V78H120V77H122V76ZM128 75V74H127ZM131 75V74H130ZM137 75V74H136ZM141 74H139V75H137V77L138 76H140ZM146 76H147V74H145ZM14 76V75H13ZM68 76V77H67ZM73 76V77H74ZM92 76V75H91ZM117 76V75H116ZM133 76H135V75H133ZM11 77V76H10ZM16 77H18L17 75H16ZM73 77H71V78H73ZM81 78H82V76H80ZM80 77H79V79H80ZM95 76H94V78H96ZM124 77V76H123ZM122 77V78H123ZM126 77V76H125ZM59 78V77H58ZM60 78H62L61 76H60ZM88 78V77H87ZM86 77H85V79H87ZM107 78H111V77H107ZM106 78V79H107ZM122 78H120V80H119V82H118V84L120 83V81H121V83H123V79ZM143 78V77H142ZM140 79V80H142V82H145L144 80H145V78L144 79ZM17 79V78H16ZM79 79L77 80V81H72L71 82V86H76L77 88L79 87L78 86V84H79V82L81 81H79ZM89 79L91 80L92 79V77L90 78L89 77ZM96 79V80H97ZM104 78H102V86L105 84V83H107V82H104V84H103V80ZM109 79H108V81H109ZM122 79V80H121ZM148 79V78H147ZM177 79H179V80H177ZM50 80V79H49ZM56 80H57V78H56ZM84 79H82V81H83ZM101 80V79H100ZM99 80V81H100ZM115 80H117V79H115L114 78V83H115ZM140 80H138L137 82V85L139 84V83H141L140 82ZM53 81H55V80H52V82ZM59 81H60V79H59ZM63 81V80H62ZM79 81V82H78ZM81 81V82H82ZM87 81V80H86ZM86 81H84V82H86ZM89 81V80H88ZM87 81V82H88ZM98 81V80H97ZM97 81H95V82H97ZM107 81V80H106ZM118 81V80H117ZM148 81V80H147ZM150 81V80H149ZM2 82V81H1ZM1 82H0V86L1 85H3V87L5 88V85L6 84H1ZM49 82V84H50V81H48ZM51 82V84H55V82H53L52 83ZM58 82V81H57ZM93 82H94V80H93ZM93 82H89V83H91V85L93 86L94 84H92ZM101 82V81H100ZM110 82L112 83L113 82V80H110ZM171 82V83H172ZM3 83V82H2ZM5 83H6V81H5ZM17 83V82H16ZM62 82L60 81V84H61ZM63 83H64V81H63ZM65 83H66V81H65ZM68 83H70V82H68ZM76 83H78L77 85H76ZM89 83H80V84H82L84 87H85V85L87 84L88 85V87H90V88H94V87H92V86H90L89 85ZM111 83H109V84H111ZM145 83H147V82H145ZM145 83H142L141 85H143V84H145ZM149 83V82H148ZM147 83V85L149 86L150 84H148ZM48 84V86H50ZM96 84H98V82L96 83ZM95 84V85H96ZM108 84V85H109ZM118 84L116 83L115 84V86H114V84H111V85H113V87L117 90V89H119V93L121 94V92H122V94H123V91L124 92H126V89H124L126 86H129V85H126L125 87H123V85L121 86L120 84V88L121 87H123V88H121V89H123V91H120V88H118L119 86H118ZM17 84H15L14 86H16ZM55 85H58V83H56ZM69 85V84H68ZM67 85V86H68ZM87 85H86V88H88L87 87ZM101 85V84H100ZM100 85L99 86H97L96 85V88H98V87H100ZM106 85V84H105ZM104 85V86H105ZM146 85V84H145ZM70 86V85H69ZM70 86V87H71ZM101 86V88H102V91H104V90H106L105 88H104V86L102 87ZM117 86V87H116ZM135 86V85H134ZM138 86H140V85H138ZM137 86V87H138ZM249 86V85H248ZM57 87V86H56ZM58 87H61V85H58ZM80 87H81V89H79L80 91H82V86L80 85ZM79 87V88H80ZM106 87H107V89H108V86L106 85ZM130 87V86H129ZM213 87H211V89H210V93H212L211 92V90H213L212 88ZM13 88V87H12ZM15 88V87H14ZM38 88V87H37ZM41 88V87H40ZM48 90H49V88L50 87H46ZM62 88V87H61ZM65 88V87H64ZM69 88V87H68ZM74 88V87H73ZM76 88V89H77ZM139 88V87H138ZM140 88H143V87H140ZM171 90H170V89ZM174 90H173V89ZM210 88V87H209ZM215 88H214V90H215ZM241 88V87H240ZM8 89V88H7ZM10 89V88H9ZM18 89V88H17ZM42 89V88H41ZM56 89V88H55ZM63 89V88H62ZM62 89H60V90H62ZM72 89V88H71ZM75 89V88H74ZM75 89V90H76ZM89 89V88H88ZM104 89V90H103ZM109 89L111 90V87H110V85H109ZM113 89V88H112ZM144 89H146V87H144L142 90L140 89V91H143ZM0 90H2V87H1V89ZM15 90V89H14ZM36 90V89H35ZM40 90V89H39ZM36 90L37 92V95L36 96H34V98L35 97H37V96H40V95H42V94H44V93H47V94H44V95H48L49 93L47 92V90L46 91H43V93H40V91L42 92V90ZM56 90H59V88H57ZM59 90V92H60V95H59V92L58 93H55V91H53L55 94H58V95H54L53 94V96L54 97H56V99H58L57 98V96L59 97V96H61L62 95V97H59V98H63V94H65V93H61V91ZM66 90V89H65ZM67 90H69V93L72 91H74V90H71L70 91V89H67ZM94 91V89H91V91ZM98 90H99V88H98ZM97 90V91H98ZM101 90V89H100ZM99 90V91H100ZM110 90L109 91H107V92H109L110 93ZM127 90H128V87H127ZM138 90V89H137ZM147 90V91H148ZM170 90V91H169ZM230 90H229V92H230ZM242 90V89H241ZM247 90V89H246ZM7 91V90H6ZM6 91H4V92H6ZM8 91H10V90H8ZM17 91V90H16ZM39 91V92H38ZM64 91V90H63ZM62 91V92H63ZM85 91V90H84ZM83 91V92H84ZM88 91V90H87ZM87 91H85L86 93H90L91 91L89 90V92H87ZM92 91V92H93ZM91 92L90 93V99H88L89 100V102L88 103H86V101H88V100H86V98L85 99H82L81 100V97L82 96H80V100L78 99V101L77 102H80L79 103V106H81L82 105V103L84 102V104H88V106L87 105H84L83 104V107L84 106H86V108H88L89 107V110L88 109H84V111L85 110H87V114H89L88 113V111H90V106L91 105H89V103L90 102H93L92 104L93 105H95V106H97L98 104H99V102L100 101H103L104 102V97L107 95V94H109V93H106V91L105 92H102V95H100L101 94V92ZM112 91H114V89L112 90ZM112 91H111V93L110 94H112ZM128 91H130V89L128 90ZM127 91V92H128ZM132 91V90H131ZM150 91V92H151ZM236 90H234V92H235ZM240 91V90H239ZM2 92V91H1ZM0 92V95L2 94ZM11 92L13 93L14 91H12V89H11ZM35 92V91H34ZM33 92V89H31V92H30V94H32V93H34ZM52 92V93H53ZM71 92V93H72ZM76 93L78 92L79 94L80 93H82V92H79L78 91V89H77V91H75ZM75 92H73V93H75ZM116 92V91H115ZM135 92H136V90H135ZM134 91H133V95L135 94L136 95V93H135ZM146 92V90L145 91H143V93L142 94H144ZM197 92V93H196ZM205 92V93H204ZM208 92H209V89H208ZM226 92V91H225ZM224 92V93H225ZM237 92V91H236ZM247 92V91H246ZM248 92V93H249ZM11 93V94H12ZM35 93V94H36ZM40 93V94H39ZM51 93V92H50ZM68 93V95L70 96V94ZM75 93V94H76ZM77 93V94H78ZM85 93V94H86ZM96 93H98V95L96 94ZM106 94V95H103V94ZM138 93H140L139 92V90H138V92H137V94ZM165 94V95H162V94ZM194 93H195V95H194ZM203 93V94H202ZM214 93H215V91L212 93V94H209V93H207V96H209L210 98L211 97H216V94H218L219 92H217V93H215V96H213L214 95ZM238 93H240V92H238ZM6 94V93H5ZM16 94H17V96H18V94H19V92L18 93H16V92H14V95H15V97H16ZM35 94H33V95H35ZM87 94V98L89 97V95ZM91 94H93V95H97L98 97H99V95L100 96H103V97H100V98H98V99H100V101L98 102V100H96L97 98H95V96L93 97ZM108 95V97L109 96H112V95ZM115 94V93H114ZM118 94V93H117ZM121 94V95H122ZM147 94V92L145 93V95ZM150 94V93H149ZM153 94V93H152ZM191 94V95H190ZM202 94V95H201ZM209 94V95H208ZM221 94H223V93H221ZM229 94V93H228ZM231 94V93H230ZM229 94V95H230ZM252 94V95H253ZM10 95V94H9ZM8 95V96H9ZM32 95V96H33ZM44 95H43V97H44ZM71 95H73V94H71ZM121 95L119 96L118 95V97H120L119 99L121 100ZM124 95V94H123ZM134 95V96H135ZM148 95V94H147ZM147 95H146V98H148V97H150V95L147 97ZM153 95H155V93L153 94ZM212 95V96H211ZM226 95H227V93H226ZM237 95V94H236ZM254 95V97H256ZM4 96H6V95H4ZM8 96H7V100L10 98H8ZM50 96H51V98H53L52 97V94H50ZM66 96H67V93L65 94V98H66ZM84 96V95H83ZM115 96H116V94H115ZM125 97V99H126V95H124ZM127 96H129V94L127 95ZM132 96V95H131ZM138 96H140V97H142L140 94L138 95ZM137 96V97H138ZM182 96V97H181ZM192 96V97H193ZM221 96V95H220ZM220 96L218 97V95H217V99L219 100H221L222 98H220ZM223 96H225V94L223 95ZM231 96H233L232 98H235L234 97V95H231ZM230 96V97H231ZM3 97V96H2ZM13 97V95L11 96V98ZM42 97V98H43ZM45 97H47L46 99L48 100V96H45ZM85 97V96H84ZM93 97V98H92ZM108 97H106V99L108 98ZM133 97V96H132ZM139 97V98H140ZM151 97H153L152 95H151ZM150 97V99H153V98H151ZM156 97V98H157ZM181 97V98H180ZM183 97V98H184ZM203 97H205L206 98V96H204L203 95ZM222 97V96H221ZM3 98H5V97H3ZM18 98H20V97H18ZM38 98V100L40 99V97H37ZM41 98V101L42 100H44V99H42ZM109 98H111V97H109ZM123 98V99H124ZM135 98V97H134ZM146 98H144V100L146 99ZM155 98V97H154ZM162 98V99H161ZM185 98H184V100H185ZM216 98H214L215 100H216ZM232 98H230V99H232ZM2 99V98H1ZM0 99V100H1ZM13 99V98H12ZM17 99V98H16ZM31 100L33 99V98H30ZM45 99V100H46ZM54 99V98H53ZM56 99H55V101L53 100V103H52V100H50L51 101V105L53 106V105H56V104H59L58 102H56ZM93 99H95L96 101H97V104H94V103H96V101L95 100H92ZM103 99V100H102ZM105 99V100H106ZM116 99V102L114 101V98L112 97L111 98V100L110 101H112L113 100V103L114 104H116L117 105V103H118V101L120 102V100H117L118 98H115ZM124 99V100H125ZM130 100L132 99V98H129ZM128 99V100H129ZM157 99H159V98H157ZM156 99V100H157ZM175 99V100H174ZM213 99V98H212ZM214 99H213V101H214ZM228 99H229V97H228ZM14 100V99H13ZM18 100V99H17ZM17 100H14V101H17ZM31 100H27L28 102L29 101H31ZM35 100H37V99H35ZM35 100H34V102H33V104L35 103ZM37 100V101H38ZM47 100H46V102H47ZM59 100V99H58ZM91 100V101H90ZM130 100L128 101V103L129 104H131L130 103ZM134 100V99H133ZM133 100H131V101H133ZM135 100L136 101H133V102H135V104L137 105H139V103L137 102V101H139L137 98H135ZM141 100V99H140ZM144 100H143V97H142V100H141V105H144V104H146L145 102H146V100H145V102H144ZM182 100V99H181ZM184 100H182V101H184ZM191 100V102H189V104L188 103H185L184 105L182 104L183 102L182 101H180V102H177V104H175V107H176V105H178L177 106V108L176 109H174L173 107H171V109L173 108V111L174 112H178L177 114H181V117H184L183 119H184V122H186V124H185V128H187V131H189L190 132V130H192V134H193V132H194V134H195V137H197V138H195V137H192V136H194V135H191V137H192V139L190 138V136H189V138H187V136H185L184 135V133L186 132V131H184V129L185 128H183V126H182V128L181 127H179V123H180V126L181 125H183V124H181V122H183V121H181V120H183V119H180V121H176V119H178V118H181L180 116L178 117V118H176V119H172V116L174 115V117H175V114H173L174 112L173 111H171V109H170V103H171V101H167V102H169V107L168 106H164V105H167V103H166V101L165 102H163V103H166V104H164V105H162L163 106V109H161V111L159 110V111H157V112H154V115L156 116V115H163V117H162V119L163 118H165V120L163 119H161V118H159L158 116H154V115H152L153 113H148V112H146L147 114H149L150 115V117L153 119H149V115L148 116H146V120H147V118H148V120L147 121H149L151 124H154L155 125V123H157L158 122V124L157 125H163V128L165 129V132H169L170 131V129L171 128H175V130H174V132L175 133H177L178 135L180 134V138H178L179 136H177L176 134H174V133H172V131H170L171 132V134H173V135H176L177 137H175V136H173L172 137V139H171V135L168 133V135L170 136L169 137V144H171V142L174 140V138H177V140L176 141H178V139H181L182 138V136L184 135L187 139H190V140H192L193 141V139L195 138V140L191 143H189V141H187V140H185L186 141V143L187 144H193L195 141H196V139H197V141L199 140V142H203V143H205L204 145L207 147V149L208 150H211L212 148L214 149V146H216V145H218L219 146V144H217V142H219V141H221L223 144L225 143L226 145L227 144H229V146L231 145V148H232V145H234V141H232V138L231 137H234L235 136V132L233 133V131H234V129H233V131L232 132H230V130H232V129H230V130H227V126H229L228 125V123L230 122H228V120L227 121H224L223 122V118L225 119V115H224V117L223 118H221L220 117V119H221V121H217L216 120V118L213 120V119H211V118H213L212 116H214L215 114H216V111H215V113H211V111L209 112H207V111H204L203 112V109L204 108H206V107H204L203 109H201L202 110V112H201V110L200 109H198L197 108V106L199 105H196L195 104V107H196V109L195 108H193V106H194V103H193V105L191 106L190 104L192 103V100H194V99H189L188 101H190ZM201 100L199 101V103H201ZM211 100V99H210ZM219 100V101H220ZM232 100H234V102H235V99H232ZM238 99H236V101H237ZM253 100H254V98H253ZM2 102H5L6 100L4 99V100H1ZM20 100H18V102H16V103H23V104H21V106L23 105H25V103H28V102H23V100H21L22 102H19ZM36 101V102H37ZM73 101V100H72ZM95 101V102H94ZM107 101V100H106ZM102 102L106 107H111V105H110V103H109V99H108V103H109V105L110 106H107L108 104H107V102ZM142 101L144 102V104H142ZM148 102H150L149 101V99L147 100ZM153 101H155V99L153 100ZM158 101V103L157 104H160V102H159V100H157ZM185 101H187V100H185ZM196 101V100H195ZM206 101V100H205ZM209 101V100H208ZM9 102H11L10 100H9ZM31 102V103H32ZM39 102H40V100H39ZM54 102H56L55 104H54ZM67 102V101H66ZM70 103H71V101H69ZM75 102V101H74ZM71 103L72 105H76V104H78V103ZM125 102V101H124ZM123 101H121L120 103H123V104H127L126 105V107H124L123 106V104H120L121 105V107L123 108L124 107V110H125V108H129V110L128 109H126V111H124L122 108H120L119 106L120 105H117V107L118 108H120V109H122L123 110V112H125V114L124 113H122V110H120V109H116L115 111V113L113 112L112 114H114L115 115V117H114V119L116 120H113V118H111L112 117V115H109V114H107V115H109V116H107V117H105V112H103V114H104V116L103 117H105L106 119H108V120H113L114 122H111V124L113 125V123H114V125H115V123H119V124H121L122 126V128H123V125H124V128L126 127L127 128V126L126 125H128V124H131V125H128V127H130V129H131V126H132V123L134 122H132L131 121V123L130 122H128L127 123V121L125 122V115L127 114L128 116L127 117H129V114L127 113V112H133V113H135L134 115H133V113L131 112V118H133V116H136V114H137V110L138 109H136L137 108V106H135L134 105V103L133 104H131V105H129L128 106V103H127V101L124 103ZM223 102V101H222ZM233 102V101H232ZM233 102V103H234ZM238 102V101H237ZM252 102V101H251ZM7 103V102H6ZM6 103H3L4 105H7ZM41 103H43L44 104V102H41ZM40 103V104H41ZM48 103H49V101L47 102V104L46 105H48ZM68 103V102H67ZM67 103H65V105L67 104ZM69 103V104H70ZM102 103H100V104H102ZM112 103V102H111ZM112 103V104H113ZM151 104L152 103H154V102H150ZM150 103H148L149 105H151ZM181 103V104H180ZM202 103H204V102H202ZM12 105H13V107H15L16 105H14L13 104V101H12V103H11ZM10 103H9V105H11ZM17 104V105H18ZM29 104H30V102L28 103V107H29ZM32 104V106H30L31 107V109H32V107L34 106ZM37 104H38V102H37ZM39 104V105H40ZM62 104H64L63 102H62ZM69 104L67 105L68 106V110H69V108L72 106H69ZM81 104V105H80ZM100 104L98 105L99 106V109H98V107H97V109L98 110H103V107L101 108V106H100ZM114 104H113V107H114ZM156 104V102H155V105L156 106H158ZM211 104H217V103H215V101L214 102H212ZM211 104H210V106H211ZM219 104H220V106L222 107V105H221V101L219 102ZM231 105H232V103H230ZM0 105H1V103H0ZM20 105V104H19ZM18 105V106H19ZM27 105V104H26ZM25 105V106H26ZM31 105V104H30ZM35 105H36V103H35ZM42 105V104H41ZM40 105V106H41ZM92 105V106H93ZM115 105V106H116ZM147 105V104H146ZM148 105V106H149ZM154 105V107H152V109L154 108L155 109V106ZM173 105V104H172ZM189 105V106H188ZM205 106H206V103L204 104ZM208 105V104H207ZM214 105H212V106H214ZM218 105V104H217ZM223 105H225V104H223ZM240 105V104H239ZM253 105V104H252ZM8 106V105H7ZM7 106H5V107H7ZM17 106V107H18ZM23 106L21 107V109L23 108ZM39 106V107H40ZM44 106V105H43ZM43 106H41V107H43ZM49 106V105H48ZM51 106V107H52ZM66 106V107H67ZM78 106V105H77ZM79 106L78 107H75V106H72V107H74L73 109H78L79 108ZM95 106H93V111H92V108H91V111H92V113L94 114V112L96 111V113L95 114H97V112H99V111H97V109L96 108H94ZM105 106H104V108H105ZM135 106V107H134ZM145 106V105H144ZM202 106V105H201ZM212 106H211V108H209V109H207V110H210V109H212ZM219 106V105H218ZM219 106V108L221 109V107ZM225 106H229V105H225ZM234 106V105H233ZM236 106V105H235ZM237 106H238V104H237ZM2 107V106H1ZM4 107V106H3ZM9 107V106H8ZM7 107V108H8ZM16 107V108H17ZM30 107H29V109H30ZM37 108H38V105L36 106ZM35 106L33 107L34 109H37ZM62 107V108H61ZM65 106H63V105H61L60 107H58V105L56 106V108H60V109H62V110H64L65 108H66ZM71 107V108H72ZM83 107L81 106V108H79L80 110H81V112L83 111ZM112 107V108H113ZM147 107V106H146ZM146 107H143V108H146ZM159 107H161V105L160 106H158V108ZM170 109V110H168L167 111V109L168 108ZM192 107V108H191ZM209 107V106H208ZM214 107H216V105L214 106ZM239 107V106H238ZM6 108V109H7ZM20 108V107H19ZM25 108V111L27 112H23L24 111V109H23V113L24 114H29L28 113V109H27V107H24ZM43 108H45V109H47V107L45 106V107H43ZM42 108V109H43ZM53 108V109H52ZM52 108H50V109H48L47 111L48 112H45V110L43 111L44 113H46V115L48 116H51L50 118L52 119V120H54L53 122H55V120L59 123L60 122V119L61 118H63V116L65 117V119H61V120H64L65 121V123L63 122V121H61L62 122V125L59 123V125H61L60 127H62L63 126V123L65 124L64 126H66L67 125V123L69 124V122H66V118H68V117H66L65 115L67 114V112H66V114L64 115L63 113V115H62V117L61 116H59V115H61V110H59V109H57V111L59 110V112H57V113H59V115L58 114H56V108H55V110H54V106L52 107ZM64 108V109H63ZM116 108V107H115ZM139 108V113H140V109H142V106H140V107H138ZM151 108V107H150ZM158 108H156V109H158ZM165 108H166V110H165ZM200 108H202V107H200ZM218 108V107H217ZM223 108L225 109V107L223 106ZM222 108V110H224ZM227 108V107H226ZM228 108H231V109H233L232 107H228ZM1 109V108H0ZM6 109H3V111L4 110H6ZM9 109H11V108H9ZM13 109V108H12ZM27 109V110H26ZM34 109H32L31 110V112H33V110ZM73 109H70L69 111L71 112H73L74 110ZM78 109V110H79ZM109 110H110V108H108ZM131 109V110H130ZM133 109V110H132ZM136 109V111L134 112V110ZM152 109H149V108H147L146 110H148V111H151ZM178 109V110H177ZM206 109H204V110H206ZM14 110H15V108H14ZM38 111H39V109H37ZM49 110H51L50 112L51 113H55L57 116H58V118L59 117H61V118H59V119H57V116L54 114V115H51V113H49ZM52 110H54L55 112H52ZM67 110V109H66ZM67 110V111H68ZM78 110H76V111H78ZM114 110V109H113ZM120 110V111H119ZM145 110V111H146ZM162 110H164L165 112H163ZM175 110H177V111H175ZM194 110V111H193ZM222 110H220V111H222ZM227 110V109H226ZM3 111H1V112H3ZM7 111H9L8 109H7ZM6 111V112H7ZM30 111V110H29ZM35 111V110H34ZM40 111H42V110H40ZM83 111V115L85 116H87V114L85 113ZM91 111H90V116H93V115H91ZM105 111H106V108H105ZM118 111V112H117ZM144 111V110H143ZM144 111V112H145ZM195 111H196V113H197V116H196V113H195ZM214 111V110H213ZM220 111H218V112H220ZM227 111H230V109H228ZM236 110L234 109V112H235ZM0 112V113H1ZM37 112V111H36ZM35 112V113H36ZM70 112H68L70 115H71V113ZM101 113H102V111H100ZM107 112V111H106ZM110 112H112V110L111 111H109V113ZM152 112H153V110H152ZM160 112H163V114L162 113H160ZM201 112V113H200ZM206 112H207V114L208 115H204V116H201V115H203V113L204 114H206ZM230 112H232V111H230ZM229 112V113H230ZM234 112H232V114L231 115H233L234 114ZM4 113V112H3ZM9 113H10V111H9ZM8 113V114H9ZM11 113L13 114V112L11 111ZM9 114V116L8 117H10L12 114ZM19 113V112H18ZM22 113V114H23ZM35 113H30V116H31V114H33V115H35ZM42 113V112H41ZM49 113V114H48ZM80 113V111H78V112H76V117H75V112H73V115H74V117L75 118H77V119H74V117H73V120H72V118L71 119H68V121H71L70 123V126L69 125H67V126H69V127H65V128H70L71 129V126H73L74 127V125L76 126L77 124L75 123L76 121H77V123H79V122H81L82 120V122L81 123H85L84 121H85V117L83 118L82 116L83 115H81V121H78L79 120V115L78 114ZM85 113V114H84ZM100 113V116L102 115ZM108 113V112H107ZM143 113V112H142ZM156 113V114H155ZM158 113V114H157ZM198 113H200V114H198ZM222 113V112H221ZM242 113V112H241ZM259 113V112H258ZM6 116H5V115ZM4 114H0L1 116H5V117H7V114L6 113H4ZM36 114H40V113H36ZM43 114V113H42ZM67 115V116H69V118L70 117H72V116H70V115ZM141 114V113H140ZM139 114V115H140ZM147 114H143L144 116L145 115H147ZM219 114V113H218ZM228 114V113H227ZM237 114V113H236ZM252 114V113H251ZM19 116L21 115V112H20V114H18ZM44 115V114H43ZM43 115H40V116H38V118L39 117H41L42 116V118H43ZM98 115V117H99V114H97ZM138 115V116H139ZM142 115V114H141ZM140 115V116H141ZM165 115V116H164ZM220 115V114H219ZM218 115V116H219ZM229 115V114H228ZM239 115H240V113H239ZM259 115H261V113L259 114ZM263 115V114H262ZM0 116V117H1ZM14 116V115H13ZM21 116H23V115H21ZM20 116V117H21ZM27 116H29V115H27ZM26 116V117H27ZM29 116V118H35V119H31V120H33V122L32 123H35L34 125L37 127V125H38V123H36L37 122V120H38V122L39 121H43L44 122V119L42 120V118H40V119H37L36 120V118L37 117H35V116H31L30 117ZM78 116V117H77ZM89 116V115H88ZM87 116V118L86 119H88L89 121H90V118L91 119H93L91 122H88V120H86L87 121V125H85V124H82V125H85L86 126V128H85V126H82L81 124L79 125L78 124V127L80 126V128H82V127H84L83 128V132L85 131V133L84 134H87V132H86V129H94V126H92L91 124H92V122L94 121V118H92V117H88ZM111 116V117H110ZM117 116V117H116ZM138 116H137V119H138ZM140 116H139V119H140ZM211 116V117H210ZM235 116V115H234ZM234 116H232V120H234ZM243 116V115H242ZM241 116V117H242ZM247 116V115H246ZM7 117V118H8ZM25 117V118H26ZM53 117V118H52ZM54 117H55V119H54ZM93 117H95V118H97L95 115L93 116ZM155 117V118H154ZM161 117V116H160ZM177 117V116H176ZM194 117V120L195 121H193V118ZM196 117H198L197 119H195ZM236 117V119L237 120H235V122L237 123L238 122V119H239V117H237V116H235ZM240 117V118H241ZM244 117V116H243ZM252 117V116H251ZM251 117H249V119H248V121L250 120V118ZM11 118V117H10ZM21 118H23V117H21ZM20 118V119H21ZM28 117H27V119L25 120H23V121H27L28 119H29ZM45 118H46V116H45ZM102 118V117H101ZM105 118H103V119H105ZM124 118V119H123ZM131 118H128V119H131ZM145 118V117H144ZM157 118V119H156ZM229 118H230V116H229ZM228 118V119H229ZM245 118V117H244ZM1 119V118H0ZM2 119H3V117H2ZM19 119V120H20ZM46 119H48V117L46 118ZM99 119V121L101 122V120L103 121V119H101L100 120V117L99 118H97V120ZM105 119V120H106ZM118 119V120H117ZM120 119H121V121H123L124 120V122L126 123H124V124H122V122H120ZM127 119V118H126ZM134 120H135V117L133 118ZM136 119V121L138 122V120ZM142 119V118H141ZM140 119V120H141ZM189 119H191L192 120V122H191V120H189ZM252 119V118H251ZM254 119V118H253ZM252 119V120H253ZM6 120V119H5ZM5 120H2V123H1V125L3 124L4 125V123H3V121L5 122ZM31 120H29L28 121V124H29V122L31 121ZM36 120V121H35ZM48 120H50V119H48ZM51 120V121H52ZM76 120V121H75ZM96 120V119H95ZM108 120H106V123L104 124H102V122L100 123L99 122V124H102V127H106V128H103V130L105 129H107V127H109V126H111L110 127V129L113 127L112 125H109L110 123V121L109 122H107ZM161 120V121H160ZM186 120V121H185ZM229 120H231V118L229 119ZM231 120V121H232ZM241 120V119H240ZM243 120V119H242ZM9 121H10V119H9ZM8 121V122H9ZM51 121L49 122L50 124H52L51 123ZM74 121V122H73ZM144 121H145V119H144ZM161 123H160V122ZM245 121H246V119H245ZM0 122H1V120H0ZM25 122L23 123V124H25ZM47 121H46V124L48 123ZM74 124H73V123ZM137 122H135V123H133V124H135L136 125V123ZM163 122V123H162ZM227 122V123H226ZM234 122V121H233ZM242 122V121H241ZM7 123V120H6V122H5V124ZM21 123V125H23L22 124V122H20ZM31 123V122H30ZM31 123V124H32ZM48 123V124H49ZM88 123H91L90 124V126H92V127H90L89 126V128H87V126H88ZM145 123V122H144ZM148 123V122H147ZM232 122H230V124H231ZM10 124V123H9ZM13 123H11V125H9V126H13L12 125ZM17 124V123H16ZM30 124V125H31ZM40 124V123H39ZM42 124H45V122L44 123H41L40 125L42 126ZM73 124V125H72ZM94 124H97V125H95L96 126V128L98 127V123H96V122H94L93 123V125ZM106 124H108L109 126H107ZM141 125H142V123H140ZM139 124V125H140ZM150 124V125H151ZM238 124V123H237ZM244 124V123H243ZM2 125V126H3ZM21 125H18V126H21ZM30 125H28V129L30 130ZM58 125V126H59ZM118 125V124H117ZM117 125H116V127L114 126V129L115 128H117ZM141 125H140V127H141ZM157 125H155V127L157 126ZM236 125V124H235ZM247 125H249V124H247ZM2 126H0V128L2 127ZM6 126V125H5ZM8 126V125H7ZM8 126V127H9ZM15 126V125H14ZM25 126H27V122H26V124L24 125V128H25ZM34 126V127H35ZM46 126H48V125H46ZM45 126V127H46ZM52 126H55L56 127V125H55V123L52 125ZM63 126V127H64ZM99 126H101V125H99ZM134 126V125H133ZM138 125H136V127H137ZM142 126H144V125H142ZM148 126H149V124H148ZM240 126H242L241 124H240ZM253 126V125H252ZM260 126V125H259ZM7 127V128H8ZM21 127H23V126H21ZM34 127L32 126L31 128H33V129H31L29 132H31V131H36V129H37V131H41L42 133H43V131L41 130L44 126H42V128L40 129V130H38L39 128H40V126H38L36 129H34ZM44 127V128H45ZM54 127V129H52L54 132H55V130L56 131H59L60 130V127H57V128H55ZM62 127V128H63ZM102 127H101V129L99 128V131H100V133L102 134V135H104V132H102L103 130H102ZM145 127V126H144ZM146 127H147V125H146ZM157 127H159V126H157ZM229 127H231V126H229ZM245 127V126H244ZM244 127H242V128H244ZM249 127V126H248ZM248 127H246L247 128V130L248 129H250V128H248ZM251 127V126H250ZM5 128V127H4ZM4 128H3V130H4ZM10 128V130H12V127H9ZM19 128V127H18ZM47 128V127H46ZM49 128H51V126H49ZM49 128H47V130L49 129ZM58 128H59V130H58ZM61 128V129H62ZM76 128H77V126H76ZM122 128H120L121 130H123ZM132 128H134V127H132ZM137 128H139V127H137ZM167 128H168V130H167ZM181 128V129H180ZM188 128H190V129H188ZM232 128V127H231ZM239 128V127H238ZM238 128L236 127V129H237V131H236V133H238L239 134V130L241 131V129L239 128V130H238ZM246 128H244V129H246ZM259 128H261V127H259ZM259 128H257L258 130H259ZM14 129H15V127H14ZM13 129V132H15V130ZM78 129V130H77ZM76 130L79 132V133H76L75 134V138H76V140H77V137H78V135L81 133L82 134V132H80L81 131V129L79 130V128H77ZM85 129V130H84ZM114 129H111V132H112V130H113V132L116 130H114ZM120 129H118V130H116L115 132H118ZM152 129H153V126H152ZM151 129V130H152ZM158 129H161V127H159ZM164 129H162L163 130V134L160 132V135H164ZM176 129H177V132H176ZM180 129V132H181V130H183L182 131V133H183V135L181 136V133L178 131ZM251 129H252V127H251ZM3 130H0V131H3ZM9 129H7V131H10ZM26 130H27V128H26ZM44 130V129H43ZM46 130V131H47ZM50 130V129H49ZM47 131V133L48 134H50L49 132L50 131ZM72 130H73V132H75L74 130V128H72ZM102 130V131H101ZM108 130V129H107ZM129 130V129H128ZM256 130V129H255ZM257 130V131H258ZM262 130V129H261ZM45 131V130H44ZM65 131V133L63 134V137H62V135L60 134L61 133V131H60V135H61V137H60V140L62 139V138H64V135L66 136V137H68V135L69 134H66V133H68V131H69V133H70V135H71V132H70V130H67V132H66V129L64 130ZM64 131H62V132H64ZM89 131H98V130H96V129H94V130H88V132ZM99 131H98V133H99ZM152 131H154L155 132V129L154 130H152ZM157 131V130H156ZM252 131V133H253V130H251ZM257 131H255V132H257ZM11 132V131H10ZM20 132H21V130H20ZM22 132H23V130H22ZM28 131H26V133H29ZM53 132V133H54ZM73 132H72V136H73ZM93 132H89L91 135L93 134ZM108 132H110V131H107V134H108ZM114 132V133H115ZM157 132H159V130L157 131ZM241 132H243V129H242V131ZM240 132V133H241ZM245 132V131H244ZM17 133V132H16ZM24 133H25V130H24ZM34 133H36V132H34ZM33 133V134H34ZM39 133V132H38ZM37 133V134H38ZM51 133H52V131H51ZM52 133V134H53ZM56 133L57 132H55L54 134H55V137H54V135H52L53 137H51V139L53 140L54 138H56ZM94 133H97V132H94ZM97 133V135H99L100 137H101V134L99 133L98 134ZM120 133H124V131H120ZM119 133V134H120ZM230 133H232L234 136H231V134ZM251 133V134H252ZM18 134H19V130H18ZM18 134H16L15 135V139L17 138V135ZM21 134H23V133H20V136H22L23 137V135H25V134H23V135H21ZM36 134V135H37ZM78 134V135H77ZM80 134V135H81ZM89 134V135H90ZM106 134V135H107ZM110 134V133H109ZM108 134V135H109ZM154 134H156V133H154ZM153 134V135H154ZM158 134V133H157ZM156 134V135H157ZM166 134V133H165ZM187 134V133H186ZM249 134H250V132H249ZM255 134V133H254ZM259 134V133H258ZM1 135H3V134H1ZM11 135V134H10ZM13 135H14V133H13ZM28 135H32V132L30 133V134H27V137L26 136H24L23 137V139L25 138L26 140H29V142L31 141V139L32 138H36L35 137V135H34V137H31L30 136V138L31 139H29V137H28ZM44 135H46V133L45 134H43V136ZM69 135V136H70ZM77 135V136H76ZM80 135H79V137H78V139L79 140H81L80 139ZM90 135V136H91ZM97 135L95 134V136H94V134H93V137L96 139V137H97ZM159 135V134H158ZM158 135H157V137H158ZM159 135V136H160ZM168 135H166L167 137H165V140L163 139V141H167L166 142V145L168 144ZM241 135V134H240ZM253 135V134H252ZM257 135V134H256ZM256 135H254L255 136V138H256ZM12 136V135H11ZM20 136L18 137V138H20ZM33 136V135H32ZM71 136V137H72ZM82 136L83 135H81V138H82ZM88 135H85V137H87ZM97 137V139L98 138H100V137ZM155 136V135H154ZM238 136V135H237ZM243 136V135H242ZM247 136V135H246ZM3 137H5V135L3 136ZM21 137V138H22ZM39 137H42V135H37V138L36 139H38ZM45 137H47V136H45ZM49 137V139H47ZM47 138H46V140H49V144H51V141H50V136H48ZM59 136L57 135V139H59L58 138ZM66 137H65V139H66ZM93 137H91V139H93V140H95ZM156 137V136H155ZM250 137V136H249ZM1 138H2V136H1ZM17 138V139H18ZM28 138V139H27ZM44 138V137H43ZM73 138H74V136H73ZM102 139H103V137H101ZM100 138V139H101ZM159 138V137H158ZM163 137H161V139H162ZM15 139H14V142H15ZM24 139V140H25ZM33 139V140H34ZM57 139H55V140H53V141H57ZM64 139V141L63 142H66L67 141V139L65 140ZM83 139V138H82ZM96 139V140H97ZM101 139V140H102ZM156 138H154V140H155ZM161 139H157L158 140V142L156 143V142H154L153 141V143L151 142V144H153L154 146L156 145V144H158V143H160L159 142V140H161ZM167 139V140H166ZM172 141H171V140ZM185 139V138H184ZM236 138L234 137V140H235ZM238 140L240 139V138H237ZM237 139H236V141H237ZM242 139V138H241ZM253 139V138H252ZM257 139V138H256ZM1 140V139H0ZM2 140H3V138H2ZM26 140H25V142H26ZM39 141H40V138L38 139ZM41 140H42V138H41ZM59 140V141H60ZM63 140V139H62ZM62 140H61V142H56V144H59L58 145V147H60V148H58V147H56L57 149V151L55 150V149H52L51 147H50V145H48L49 147H50V149L51 150H49L48 149V147H46V149H48L52 154H51V158L52 159H50L49 158V156H50V154H49V152H47V154L49 155L47 158H48V160H45L44 161V159H47V158H45L44 157V159H42V157L40 158L39 157V155H41V151H40V154H39V152H38V154H37V152H36V154H37V157L38 158H40V161L42 162V161H44V163L42 162V164H41V162H40V164H41V166L40 167H37V166H35L36 164H35V161H36V163H37V161L38 160H35V159H37L36 158V154L34 153V152H32L33 151V149H32V151H30L31 153H34L33 155H35V156H29V157H27L30 161H31V159L34 161V164L31 162V164H28L30 161H27V164H26V166H23V167H29V168H26V170L27 169H29V171L27 170H25L26 172H30L32 169H33V166L35 167V168H40V169H43V167L42 166H44L45 165V162L48 164H50V162H48V161H51V160H53L54 162H52L51 161V163H53V164H55V166L57 165V161H55L53 158H59V156H60V158L59 159H61L63 156H66L65 154V148H67V143H71V141L68 139V142L66 143V146L64 145V144H62ZM74 140V139H73ZM84 140H85V138H84ZM82 141V144H85V142L86 141H88L87 140V138H86V140L85 141ZM96 140L95 141H91L90 139H89V141H91V142H96ZM99 140V139H98ZM217 140V142H216V144H215V141ZM219 140V141H218ZM18 141V140H17ZM16 141V142H17ZM19 141H21V140H19ZM18 141V143H20ZM36 140H34V141H31V142H35ZM70 141V142H69ZM78 141V140H77ZM77 141H76V143H77ZM81 141H79V144H80V142ZM112 140H110L109 142L112 144V142H111ZM117 141V140H116ZM162 141V140H161ZM171 141V142H170ZM175 141V140H174ZM173 141V142H174ZM196 141V143H199V142H197ZM235 141V142H236ZM3 142V141H2ZM10 142V141H9ZM13 142V141H12ZM13 142V144L14 145H12L13 147H15L16 146V143H14ZM24 142V143H25ZM28 142V141H27ZM27 142H26V145H27ZM28 142V143H29ZM30 142V144H32ZM37 142V141H36ZM42 142V141H41ZM41 142H40V144H41ZM45 142H47V141H45V140H43V145L45 144ZM74 142V141H73ZM84 142V143H83ZM90 142V143H91ZM104 142H106V141H104ZM109 142H107L108 143V145L107 146H109ZM114 142H115V140H114ZM118 142H119V139H118ZM172 142V143H173ZM178 142H182V140L181 141H178ZM238 142V141H237ZM4 143V142H3ZM22 144H23V141L21 142ZM20 143V144H21ZM48 143V142H47ZM46 143V144H47ZM53 144H54V142H52ZM75 143V142H74ZM88 143V142H87ZM90 143H88L89 145H86V146H84V145H82V147H84L85 148V150H86V148H94L95 147V144L94 143H92V145H94V147L93 146H91L90 145ZM116 144V146L117 145H119L120 146V144L118 143L117 144V142H115ZM154 143H156V144H154ZM162 143V147H159V152H162L161 151V149L163 150L164 149V147L163 146H165V147H167L163 142H161ZM175 143V142H174ZM177 143V142H176ZM175 143V144H176ZM202 143V144H203ZM220 143V142H219ZM222 143H220L221 145H222ZM5 144V143H4ZM10 144H12V143H10ZM19 144V145H20ZM29 144V146H31ZM52 144V145H53ZM71 144H73V143H71ZM71 144H70V146H71ZM114 144V143H113ZM201 144V145H202ZM224 144V145H225ZM19 145H17V151H19V148H20V146ZM35 145L36 144H34V148H36L35 147ZM37 145H38V143H37ZM55 145V144H54ZM53 145V146H54ZM74 145V144H73ZM115 145H111V146H115ZM161 145V144H160ZM189 145H187V146H189ZM197 146L196 144H193L192 145V147L194 148L195 146ZM199 145V144H198ZM201 145H199V146H201ZM207 145H209V146H207ZM220 145V146H221ZM225 145V146H226ZM6 147V145H2L1 144V147ZM32 146H33V144H32ZM40 146V145H39ZM39 146H37V147H39ZM56 146V145H55ZM65 146V147H64ZM70 146H68V147H70ZM89 146V147H88ZM115 146V147H116ZM119 146H117V147H119ZM157 146V145H156ZM156 146L154 147V149L156 148ZM159 146V145H158ZM180 146H181V144H180ZM180 146H178V147H180ZM8 147V146H7ZM19 147V148H18ZM44 147V146H43ZM72 147L74 148L75 147V151L72 149ZM71 147V149L75 152V154L76 153H78L79 152V148H77L76 149V144L74 145V146H72ZM78 147H80V146H78ZM110 147V146H109ZM114 147V148H115ZM151 147H153L152 145H151ZM228 147V146H227ZM234 148H235V146H233ZM24 147H23V145H22V149H23ZM89 148V150H91ZM108 148V147H107ZM119 148H121V146L119 147ZM158 148V147H157ZM156 148V149H157ZM190 148V147H189ZM197 148L198 149H200L198 146H197ZM197 148H196V151H197ZM202 148V147H201ZM203 148H204V146H203ZM218 148V147H217ZM223 148V145H222V147H221V149ZM230 148V147H229ZM233 148V149H234ZM14 149H16V148H14ZM45 149V148H44ZM96 150H93L92 149V151H95V153L94 152H92V153H94V155L96 154V151L97 152H99L98 150V148L96 147L95 148ZM98 149V150H97ZM109 149V148H108ZM118 149V148H117ZM125 150L126 149H128V148H124ZM153 148L151 149L152 151L154 150ZM156 149H155V151H156ZM182 149V148H181ZM185 149V148H184ZM184 149H182V150H184ZM195 149V148H194ZM232 149V150H233ZM20 150H21V148H20ZM25 150H26V148H25ZM24 150V151H25ZM28 150V149H27ZM26 150V151H27ZM37 149H35V151H36ZM52 150H54V151H52ZM71 150V151H72ZM89 150L87 149L85 152L88 154V156L87 157H90L89 156ZM110 153L112 154V149H111V147H110ZM119 150V149H118ZM125 150H123L124 152H126ZM137 150H139V149H137ZM137 150L135 149V153H137ZM151 150H150V152H151ZM158 150V149H157ZM217 150V149H216ZM22 151V150H21ZM20 151V153H21V155H24V156H22V161H20V160H18V158H16L17 157V155L16 154H13L12 156H14L15 158H16V160H18L17 161V163L18 162H21V163H18V164H22L24 161H23V159H25V154H22L23 152H21ZM44 151V150H43ZM43 151H42V154H44L45 152H46V150H45V152L43 153ZM56 151V153L58 152V155L59 156H56L55 154H54V152ZM69 151V152H68ZM76 151H78V152H76ZM116 151V150H115ZM120 151L121 150H119L118 151V153H117V155H120L121 153H120ZM122 151V152H123ZM147 151V150H146ZM164 151V150H163ZM189 151V150H188ZM194 151V153H195V150H193ZM199 151V150H198ZM197 151V152H198ZM200 151H202L201 149H200ZM215 151V150H214ZM218 151H219V149H218ZM29 152V151H28ZM29 152V153H30ZM73 152V153H74ZM122 153L121 154V156L123 155V154H125V153ZM128 152V151H127ZM126 152V153H127ZM131 152V151H130ZM140 152V151H139ZM139 152L137 153V154H135L134 153V151L132 152V153H129V155L130 156H133V154H135V156H137L138 154H139ZM143 152L144 151H142V154H143ZM148 152V151H147ZM154 152V151H153ZM153 152H152V154H153ZM159 152H158V155H159ZM190 152V151H189ZM196 152V153H197ZM208 152V151H207ZM224 152V151H223ZM222 152V153H223ZM17 154L19 153V152H16ZM24 153H26V152H24ZM28 153V154H29ZM65 153V154H64ZM69 153V154H68ZM86 153H83V155L84 156H86L85 154ZM120 153V154H119ZM141 153V152H140ZM144 153H146V152H144ZM193 153V152H192ZM196 153L194 154V155H196ZM220 153V152H219ZM28 154H27V156H28ZM55 155L54 157L52 156V155ZM67 157H63L62 159H64L63 161H61L60 160V162L61 163H63L64 161H66L65 163H63L62 165H64V164H66L72 157H73V155H75V154H72V153H70V148H68L67 149ZM70 154H72L71 155V158L69 159V155ZM109 154V153H108ZM128 154V153H127ZM142 154H140V156L142 155ZM151 154V153H150ZM151 154V155H152ZM157 154V152H155L153 155H154V157L155 156H158V155H156ZM199 154H201V153H199ZM213 154V153H212ZM214 154H215V152H214ZM1 155V154H0ZM11 155V154H10ZM9 155V156H10ZM20 155V154H19ZM30 155V154H29ZM93 154H92V157L94 156ZM110 155V154H109ZM126 155V154H125ZM146 156V155H149V153H147V154H143L142 156ZM150 155V157H152ZM2 156V155H1ZM6 156V155H5ZM43 156V155H42ZM45 156V155H44ZM83 156V157H84ZM95 156H97V154L95 155ZM94 156V157H95ZM112 156V155H111ZM124 156V155H123ZM128 157V155H127V158L129 159H131L132 157ZM162 156V155H161ZM2 157H4V156H2ZM24 157V158H23ZM82 156H81V158H83ZM86 157V158H87ZM109 157V156H108ZM126 157V156H125ZM125 157H124V159H123V161H125L126 159H125ZM150 157L148 156L147 157V159H150ZM200 157V156H199ZM198 157V158H199ZM201 157H202V155H201ZM5 158V157H4ZM4 158H0V160L2 161V160H4ZM11 158H13V157H11ZM19 158H20V156H19ZM31 158V159H30ZM55 158V159H56ZM85 158V157H84ZM84 158H83V160H84ZM133 158H135V157H133ZM132 158V159H133ZM137 158H138V156H137ZM136 158V159H137ZM6 159V158H5ZM27 159V160H28ZM50 159V160H49ZM59 159H58V161H59ZM65 159H69L68 161L67 160H65ZM90 160H91V157L89 158ZM89 159L87 160V161H89ZM105 159H107V158H105ZM105 159H104V161H105ZM140 159H143V157L142 158H140ZM146 159V160H147ZM8 160V159H7ZM7 160H5V162L7 161ZM10 160H12V159H9L8 161H7V163H5L4 161H2L3 163H5V164H7V165H5L4 166V168H2V167H0V171H2L1 170V168L3 169V171H4V169H5V171L4 172H6L7 171V167H8V162H11ZM13 160H15V159H13ZM12 160V161H13ZM16 160H15V162H16ZM108 160H110V159H108ZM108 160H106V162H108V163H110ZM133 160H135V159H133ZM137 160H139V158L137 159ZM143 160H145V159H143ZM26 161V160H25ZM81 161V160H80ZM79 161V162H80ZM86 161V160H85ZM93 161H95V159L93 160ZM116 162H117V159L115 160ZM14 162V161H13ZM13 162H11V163H13ZM15 162H14V164H15ZM83 161H81V164L80 165H84L85 163L83 162ZM126 162V161H125ZM124 162V163H125ZM127 162H130V160L128 161L127 160ZM132 162V161H131ZM1 163V162H0ZM77 161H76V165H77ZM93 163V162H92ZM96 162H94V164H95ZM99 163H101L100 162V160L98 161V164ZM104 163V162H103ZM103 163H101V164H103ZM107 163V164H108ZM111 163H112V160H111ZM110 163V166L111 165H113V166H115L116 164H115V162H113L112 164ZM118 163V165H119V161L117 162ZM121 163H122V160H121ZM17 164V165H18ZM33 164V165H32ZM39 163H37V165H38ZM44 164V165H43ZM46 164V165H47ZM68 164V163H67ZM66 164V166H68ZM74 164H75V162H74ZM78 164V166L80 167V165ZM123 164V163H122ZM128 166H129V163H126ZM132 164V163H131ZM2 164H0V166H1ZM20 165H18V166H16V164L15 165H12V166H15V167H18L19 168V166ZM29 165V166H28ZM32 165V166H31ZM45 165V166H46ZM52 165V164H51ZM51 165H48L47 167H48V169L51 167ZM73 165V164H72ZM75 165V166H76ZM97 165V164H96ZM109 165V164H108ZM7 166V167H6ZM11 166V168H13ZM45 166H44V175H46L47 174V176H51V173H53V170L55 169H53V167H51L50 169L52 170V172H47V168H45ZM54 166V165H53ZM60 166V163H59V165H57L56 166V168H58ZM93 166V165H92ZM103 166V165H102ZM120 166H123V165H120ZM125 166V165H124ZM23 167H21V170H22V168ZM32 167V169H30ZM62 167V166H61ZM77 167V166H76ZM104 167H105V164H104ZM115 167H117V166H115ZM126 167V166H125ZM131 167V166H130ZM11 168H10V165H9V171H11ZM34 168V169H35ZM63 168V167H62ZM62 168H58L60 171H61V169ZM65 165H64V170H65ZM78 168V167H77ZM15 169V168H14ZM17 169V168H16ZM58 169H55V170H57L58 171ZM67 170H68V168H66ZM80 169H81V167H80ZM79 169V170H80ZM112 169V168H111ZM19 171H17V172H19L20 173V169H18ZM63 170V171H64ZM95 170H97V169H95ZM98 170H99V168H98ZM114 170H116V169H114ZM126 170V169H125ZM3 171L2 172H0L1 173V176H3L4 174H5V176H4V178L6 177L7 178V176H6V173H3ZM12 171H14V170H12ZM34 171H40V170H34ZM42 170L40 171V172H43ZM48 171H50V170H48ZM63 171H61V172H59V173H62ZM66 171V170H65ZM100 171L101 170H99L98 172H99V174H100ZM112 171V170H111ZM117 171V170H116ZM16 172V173H17ZM32 172H33V170H32ZM39 172V173H40ZM93 172H95L94 170H93ZM97 172V171H96ZM97 172V173H98ZM130 172V171H129ZM132 172V171H131ZM9 174H10V172H8ZM21 173H23V170H22V172ZM20 173V174H21ZM31 173V172H30ZM29 173V174H30ZM35 174H36V172H34ZM34 173H31L30 174V177H31V175L32 174H34ZM46 173V174H45ZM59 173H58V175H59ZM65 172H63L62 174H64ZM68 173H69V171L68 172H66V174H67V177H66V174H65V176L63 177V179H65V177H66V179L69 177L70 178V176L68 175ZM133 173H134V171H133ZM3 174V175H2ZM14 174V173H13ZM12 173L10 174V175H13ZM28 174V173H27ZM28 174V175H29ZM34 174V175H35ZM38 174V173H37ZM54 174V176H55V174H57V172L55 173H53ZM71 174V173H70ZM91 174L92 173H90V176L88 175V179L90 180V178H92L91 177ZM8 175V174H7ZM15 175V174H14ZM25 175H26V173L24 174L23 173V176L25 177ZM33 175V176H34ZM39 175H41V173L39 174ZM39 175H35V176H39ZM58 175H56L58 178H56V176L54 177V176H51L53 179L54 178H56V179H59V176H60V181H62L61 180V174L58 176ZM98 175V174H97ZM101 175V174H100ZM131 175H133L132 173H131ZM0 176V182H2L1 181V179L3 180V178ZM17 176V175H16ZM21 176V175H20ZM22 176V177H23ZM71 176H72V174H71ZM8 177H9V175H8ZM11 177V176H10ZM15 176H13V179L12 178H7L8 179V182H9V184L12 182V184H10V186L11 185H15L14 183H16V182H18V181H16L15 179L16 178H14ZM23 177V178H24ZM29 177V176H28ZM29 177V178H30ZM43 178V173H42V175L41 176H39V178L40 179H42ZM96 178H92V179H94V180H91V182L90 181H88V183H87V188L89 189V190H85V187L82 185V183L81 184H79V183H73V181L71 182V180L68 178V180H70V182H68V181H66L67 182V184L66 185H70V186H72L71 188L72 189H74L73 188V185H71V184H79L80 186L82 185L83 187H82V190H83V188H84V192L86 191H89L90 192V190L92 191V190H95L97 193H96V195L95 194H93L95 197H91V196H93V195H89L90 193H88V195L91 197L90 199H93V198H95L94 199V202H100L101 204H102V206L105 208V206H107V205H109V204H107L108 202H110V197L108 198V202H106V204H103V201L105 200V197H106V195H105V193L104 192H101V190H102V188L104 189V188H106V189H108V187H112L111 185H113V187H114V189L113 188H111V189H109V190H114L115 191V195H119L120 194V197H121V193H122V191H121V188H122V190H123V193H125V191H124V189L123 188H125V187H128L129 188V185L128 186H125V187H123V185H121L120 183L119 184H116V183H114V184H110L109 182H107V180L105 179V178H102V176H95ZM18 178H20L19 176H18ZM17 178V179H18ZM23 178L20 180L21 182H24V181H22L23 180ZM26 178V177H25ZM33 178V177H32ZM35 178V177H34ZM37 178V177H36ZM38 178V179H39ZM46 178V177H45ZM44 178V179H45ZM50 177H47V179H48V181L50 180L49 179ZM51 178V179H52ZM7 179H4V181L6 180L7 181ZM39 179V180H40ZM44 179H42L43 181H44V183L45 182H47L46 184H47V186L44 184V183H42V184H44V186H43V188L46 186L47 188H49L48 187V181L47 180H44ZM52 179V180H53ZM65 179V180H66ZM72 179H74L73 177H72ZM88 179H85V180H83V181H85V182H87L86 180H88ZM9 180H12V181H9ZM13 180H15V181H13ZM26 180H27V178H26ZM32 180H34V179H32ZM31 179L30 180H27V181H29V183H28V185L29 184H31L30 183V181H32ZM55 180V179H54ZM112 180H114V179H112ZM4 181H3V183H2V186L4 185V188H6L5 186H9V185H5L4 184ZM5 181V182H6ZM27 181L26 182H24V183H27ZM64 181V180H63ZM62 181V182H63ZM75 181V180H74ZM7 182V183H8ZM14 182V183H13ZM33 183L35 182V184H36V186L37 187H39V185H37V183L39 182V181H32ZM37 182V183H36ZM50 182V181H49ZM53 183H52V185H55V184H57L56 182H58V183H60L59 181H56L55 182V184H54V181H52ZM66 182H63L62 184H63V189H64V185H65V183ZM77 182H78V180H77ZM82 182V181H81ZM84 182V183H85ZM32 183V184H33ZM69 183H71V184H69ZM83 183V184H84ZM18 184H20L19 182H18ZM18 184H16L15 186H16V189L14 188V186H11L13 189H11V190H9V192H6V194L7 195H10L9 196V198L11 197V199H9V201L11 202V201H15L16 200V202H17V200L19 199V197H21V199L23 198V199H27L26 201H28V199H31V194H34L35 192H38L39 191V189L40 188H42V187H39V188H37L36 186H35V191H34V193L32 192V193H30V192H28V191H25V190H23V189H20V188H17V186H18ZM23 184V183H22ZM21 184V185H22ZM39 184H40V182H39ZM51 182L49 183V186L51 187ZM89 184V185H88ZM109 184H110V186H109ZM122 184H124V183H122ZM130 184H132V182H130ZM25 185V184H24ZM40 185V186H41ZM58 185V184H57ZM60 185V184H59ZM84 185H86V184H84ZM125 185V184H124ZM126 185H127V183H126ZM133 185V184H132ZM132 185H130V186H132ZM0 186H1V184H0ZM1 186V187H2ZM26 186H27V184H26ZM25 186V189L26 188H28V186L26 187ZM32 186H34V184L32 185ZM32 186H30L31 188H34V187H32ZM108 186V187H107ZM134 186V185H133ZM144 186V185H143ZM1 187H0V204H1V200L3 201V202H5V203H8V204H10L9 203V201H8V196L7 197H4V195L6 196V194L4 193V195H3V193L1 192L2 191V189H1ZM29 187V188H30ZM46 187H45V190H43V188H42V190H43V192L44 191H46ZM53 187H55V186H53ZM59 187H61V186H59ZM68 187V186H67ZM67 187H66V189H67ZM145 187V186H144ZM3 188V187H2ZM8 188V187H7ZM28 188V189H29ZM36 188H37V190L38 191H36ZM52 188V187H51ZM51 188L48 190L47 189V193H48V191H50L51 190ZM9 189H10V187H9ZM53 189V188H52ZM55 189V188H54ZM54 189H53V191H54ZM58 189V187L55 189V191ZM106 189H104V190H106ZM6 190V189H5ZM4 190V191H5ZM12 190H14V192L12 191ZM19 190H23L25 193L26 192H28V193H30V198H27V197H29V196H27L28 194H23V195H25V196H27V197H25L24 198V196L22 197V196H19L20 194L22 195V193H23V191L21 192V193H19L18 191ZM27 190V189H26ZM31 190V189H30ZM65 190V189H64ZM68 190V189H67ZM67 190H65L66 192H70V191H67ZM70 190V189H69ZM104 190H102V191H104ZM126 190V189H125ZM128 190V189H127ZM126 190V191H127ZM135 190V189H134ZM152 190H154V189H152ZM175 190H177V189H175ZM175 190H173V191H175ZM3 191V192H4ZM31 191H33V189L31 190ZM54 191V192H55ZM58 191V190H57ZM56 191V197L58 196L59 197V194L61 193V191L59 192V194H57L58 192ZM109 194H110V192L108 191V190H106ZM114 191H112L113 193H114ZM149 191V190H148ZM147 191V192H148ZM156 191V190H155ZM154 191V192H155ZM172 191V192H173ZM178 191V190H177ZM179 191H180V189H179ZM40 192L41 191H39V195H37L40 199H38L37 198V196H36V198L38 199V200H41V198L43 197H45V199H46V196L48 197L47 198V200L49 199L50 200V197H51V194H43V196H42V194H41V196H40ZM50 192H52V190L50 191ZM49 192V193H50ZM64 192V191H63ZM85 192V193H86ZM93 192V191H92ZM111 192V193H112ZM120 192V193H119ZM153 192V191H152ZM152 192H148V193H152ZM42 193V192H41ZM45 193V192H44ZM95 193V192H94ZM117 193V194H116ZM123 193H122V195H123ZM131 192H129V194H130ZM134 193H135V191H134ZM148 193H147V195H148ZM171 193V192H170ZM92 194V193H91ZM129 194H127V195H129ZM132 194H133V192H132ZM153 194V193H152ZM154 194H157V192H155ZM153 194V195H154ZM173 194H174V192H173ZM176 194H178V193H176V191H175V194L174 195H176ZM3 197H2V196ZM34 195H33V197H34ZM44 195H46V196H44ZM55 195V194H54ZM61 195V194H60ZM108 195V194H107ZM126 195V196H127ZM171 195H172V193H171ZM52 196H53V193H52ZM62 196V195H61ZM110 196H114V195H110ZM149 196V195H148ZM152 196V195H151ZM151 196H149V198H152ZM156 196V195H155ZM16 197H18V198H16ZM32 197V199H34ZM55 197V196H54ZM108 197V196H107ZM111 197V198H112ZM115 197V196H114ZM124 197V196H123ZM130 197V196H129ZM2 198H4V199H2ZM36 198L34 199L35 201H36ZM42 198V199H43ZM60 198V197H59ZM58 198V199H59ZM116 198H117V196H116ZM118 198H119V196H118ZM117 198V199H118ZM122 198V197H121ZM132 198V197H131ZM107 199V198H106ZM115 199V198H114ZM117 199H116V201H115V203H117ZM120 199V198H119ZM118 199V200H119ZM38 200H37V202H38ZM55 200H57V198L56 199H54L53 200V202H55ZM96 200V201H95ZM127 200V199H126ZM19 201H20V199H19ZM23 201V200H22ZM25 201V200H24ZM24 202V204H26L27 202ZM32 201V200H31ZM41 201H43V200H41ZM51 201V200H50ZM49 201V202H50ZM58 201V200H57ZM93 201V200H92ZM106 201V200H105ZM104 201V202H105ZM122 201H124L123 199H122ZM128 201H129V199H128ZM15 202V203H16ZM34 202V201H33ZM47 202V201H46ZM45 202V203H46ZM48 202V203H49ZM52 202V201H51ZM59 202V201H58ZM57 202V203H58ZM93 202V203H94ZM113 202V201H112ZM111 202V203H112ZM13 202H11V204H12ZM21 203V202H20ZM36 203V202H35ZM39 203H44V201L43 202H38V203H36V204H38V206H37V208H36V206H35V209H37V212H38V210H40V209H44L45 207H44V205L46 206L47 205V203L45 204H42L43 205V207H42V205L40 206L41 208L40 209H38L39 208ZM55 204V203H53V204H55V206H57L58 205V210H59V204ZM88 203H90V201L88 202ZM97 203V204H98ZM114 203V204H115ZM119 203V202H118ZM2 204H4V203H2ZM8 204H6V205H4L5 206V211H7V208H8ZM17 204H18V202H17ZM17 204H12V205H15V206H10V207H12V209L15 211V210H17V209H14V207H16V205ZM28 204V203H27ZM26 204V206H28ZM29 204H34V203H30V201H29ZM91 204H92V202H91ZM101 204H100V206H101ZM113 204V203H112ZM122 204V203H121ZM119 205V204H116L117 206L119 205V206H121V208H122V205ZM123 204H125V201L123 202ZM131 204V203H130ZM156 204H158V203H156ZM35 205V204H34ZM51 205V204H50ZM94 205V204H93ZM96 205V204H95ZM115 205V206H116ZM155 205V204H154ZM2 206V205H1ZM0 206V209H1V211H3L2 210V208H4L3 206L1 207ZM6 206H7V208H6ZM18 206V205H17ZM19 206L20 207H22L21 206V204H19ZM25 206V207H26ZM55 206H53V207H55ZM71 206V205H70ZM90 206V209L91 210H93V209H96V206H95V208H93V206H91V205H88V207ZM110 206H112V205H110ZM114 206V205H113ZM112 206V208L114 209H116L117 208V210L119 209V213L122 211H124V210H122L121 209V211H120V208H118V207H113ZM124 206V205H123ZM156 206V205H155ZM158 206V205H157ZM9 207V208H10ZM20 207H18L19 209L17 210L18 212L20 211V210H23V209H20ZM29 207V206H28ZM28 207H26V211H27V208ZM30 207H33L32 205H30ZM29 207V208H30ZM51 207V206H50ZM60 207H62L61 205H60ZM69 207V206H68ZM88 207H86V209H88ZM97 207H99V206H97ZM127 207H130V205H128ZM169 207H171V206H169ZM168 207V208H169ZM47 208H48V205H47ZM47 208H45V209H47ZM93 208V209H92ZM107 209L108 208H110V209H112L111 207H109V206H107L106 207ZM125 208H126V206H125ZM125 208H123V209H125ZM160 208V207H159ZM171 208H173V207H171ZM175 209H176V207H174ZM34 209V208H33ZM32 209V210H33ZM43 209H42V212H43V214H44V211H45V209H44V211H43ZM54 209V208H53ZM57 209V208H56ZM68 209V208H67ZM114 209V210H115ZM127 209V208H126ZM126 209H125V212H126ZM12 210V211H13ZM48 210H49V208H48ZM48 210H46L45 212V214H47L48 212H49V214H50V210L48 211ZM71 210V209H70ZM89 210V209H88ZM117 210H115V212H118ZM147 210H149V208L147 209ZM157 210H158V208H157ZM178 211H174V210H170L169 209V211H174V212H176V214H177V212H180V210H179V207H178V209H177ZM14 211H13V213H14ZM16 211V212H17ZM29 211H31V209L30 210H28L27 212H29ZM60 211H62L61 213L63 214V210H61V208H60ZM66 211H69V209L68 210H66ZM78 211V210H77ZM108 212L110 211L109 209L107 210ZM106 211V212H107ZM113 210H111V212H112ZM139 211H141V210H138V213H141V212H139ZM146 210H144L143 212H145ZM165 211H166V209H165ZM4 212V211H3ZM1 213L0 215H4V213ZM11 212V211H10ZM10 212H7V215H6V218L8 217L9 218V214H10ZM27 212H26V214H27ZM36 212V213H37ZM54 212V211H53ZM57 212V210H55V213ZM72 212V211H71ZM79 212V211H78ZM88 212V211H87ZM107 212V213H108ZM111 212H109V213H111ZM114 212V211H113ZM112 212V213H113ZM121 212V213H122ZM150 212H151V209H150ZM161 212V211H160ZM9 213V214H8ZM19 213H22V211L21 212H19ZM19 213H17V214H19ZM24 213H25V211H24ZM33 213H35V211L33 212ZM35 213V214H36ZM39 213V212H38ZM55 213H53L54 214V217H55ZM58 214H59V212H57ZM60 213V214H61ZM70 213V212H69ZM111 213V214H112ZM119 213H117V214H115V215H117L116 217H120L118 214ZM121 213H120V215H121ZM127 213V212H126ZM145 213H147V212H145ZM157 213V212H156ZM163 213V212H162ZM161 213V214H162ZM167 213V211L165 212V214ZM6 214V213H5ZM12 214V213H11ZM16 214V216H17V218H19L18 216L19 215H17ZM28 214H30V216L28 215ZM27 215H26V217H28V219H29V221L30 220H32L31 218V212H29ZM35 214H34V216H35ZM42 214V215H43ZM49 214H47V216L49 215ZM65 215L67 214V212H65L64 213ZM63 214V215H64ZM75 214H76V211H75ZM159 214V213H158ZM157 214V215H158ZM2 215V216H3ZM9 215V216H8ZM15 213L12 215V217H14L15 218ZM21 215L22 214H20V217H21ZM68 215H70V214H68ZM67 215V217L68 218H70V216H68ZM73 215H74V212H73ZM115 215L113 214V215H111V216H113L114 218H112L113 220H115ZM123 215V217H124V215L125 214H122ZM141 215V214H140ZM142 215H143V213H142ZM146 215V214H145ZM1 216V217H2ZM5 216V215H4ZM41 216V214H39V216H37V219L39 220V217ZM77 216H78V214H77ZM110 216V217H111ZM125 216H127V215H125ZM128 216H130V215H128ZM127 216V217H128ZM138 216V215H137ZM147 216V215H146ZM155 216H156V214H155ZM23 217H25L24 216V214H23ZM23 217H21L20 219H21V221L19 220V219H14V218H11V221H12V219H14V221L17 223V225L20 223V222H22V220L24 219ZM25 217V220H26V222H29L28 221V219ZM43 217V216H42ZM46 219H45V221L48 219V217H46V216H44ZM59 217H60V215H59ZM62 217V216H61ZM60 217V218H61ZM65 218H66V216H64ZM72 217V216H71ZM74 217H76V215H74ZM73 217V218H74ZM109 217V218H110ZM122 217V218H123ZM136 217V216H135ZM134 217V218H135ZM145 217V216H144ZM149 217H150V215H149ZM149 217H148V219H147V217H145L147 220H149ZM154 217V216H153ZM5 218V217H4ZM2 219L1 218V220H0V237H2V238H4V239H0L1 241H0V264H16L15 262H14V260L15 261H17V258L15 257V259L14 260H11L12 258L11 257H8V254H9V251H10V248H12V249H14V251H15V249L17 250L18 248H17V246H15V244H14V242H15V240H14V242H13V247H11V241H13V239H19L18 237H11L12 236V234H11V236H10V234L9 233H7L6 231L7 230H5V226H8V223H6L5 222V219ZM58 218V217H57ZM79 218V217H78ZM120 219V220H122V222L118 219V218H116V219H118L117 221L115 220V222L114 223H116V222H118L119 221V223L118 224H120L121 223V225L123 224H125V225H127V223H128V221L130 222V219L129 220H127V218L126 217H124L123 219ZM126 218V219H125ZM137 218V217H136ZM142 219V217L141 216H139L137 219ZM159 218V217H158ZM34 219L36 220V216L34 217ZM75 219V218H74ZM76 219H77V217H76ZM83 218H81L80 220H82ZM106 218H104L103 220L104 221H107V220H105ZM131 219H133V218H131ZM144 219V218H143ZM142 219V220H143ZM146 219H144V220H146ZM17 220H19L18 222H17ZM38 220H37V222H38ZM41 220V219H40ZM39 220V222L38 223H35V225L36 224H38L39 226H41V221ZM52 220V219H51ZM54 221L55 220H57L56 218L55 219H53ZM69 220V219H68ZM78 220V219H77ZM136 220V219H135ZM143 220V221H144ZM156 219H154V221H155ZM34 221V220H33ZM43 221V220H42ZM61 221V220H60ZM63 221V220H62ZM76 221V220H75ZM87 221H89V220H87ZM86 221V224H88V222ZM109 221V220H108ZM111 221V220H110ZM132 222H134L133 220H131ZM137 221V220H136ZM150 221V220H149ZM148 221V222H149ZM7 222H9V221H7ZM13 222V221H12ZM24 222V221H23ZM21 223V224H25L26 225V223L24 222V223ZM41 222V223H40ZM49 222H50V218H49ZM48 222V223H49ZM51 222H53V221H51ZM57 222V221H56ZM55 222V223H56ZM76 222H78V221H76ZM76 222H73L72 221V226L71 227H73L72 229L74 230V231H76L74 228H75V226H73V223H75L76 224ZM83 222H85L84 221V219H83ZM132 222H130V223H128L129 225H131L132 224ZM147 222V221H146ZM10 223V225L11 226H9V227H12L13 228V223H11V222H9ZM30 223H32V221H30ZM29 223V224H30ZM111 223V222H110ZM150 223V222H149ZM149 223L148 224H145L146 225V228H147V225H149ZM151 223H152V221H151ZM7 224V225H6ZM15 224V223H14ZM28 224V223H27ZM28 224V225H29ZM52 225V224H54V223H50V224H47L46 222H44L43 223V225ZM60 224V223H59ZM74 224V225H75ZM78 224V226H76V228H80L79 227V225H82V224H85V223H82V224H79V222L77 223ZM76 224V225H77ZM90 224V223H89ZM134 224V223H133ZM131 225V227L132 226H134V225ZM154 224H155V222H154ZM24 225V226H25ZM32 225V224H31ZM34 225V224H33ZM32 225V226H33ZM34 225V226H35ZM38 225H37V227H38ZM95 225H96V223H95ZM94 224H93V227H95V228H93V230L95 229V232L98 230H96V226H95ZM97 225H99V224H97ZM111 225H112V223H111ZM115 226V227H117L119 230H123L122 229V226ZM124 225V226H125ZM152 226H153V224H151ZM149 226V227H152V226ZM20 226V225H19ZM18 226V227H19ZM33 226V228H36V227H34ZM53 226V225H52ZM61 227L63 226V225H60ZM85 227L86 225H82L81 227ZM110 226V225H109ZM108 226V227H109ZM128 226V225H127ZM9 227H7V228H9ZM16 227V226H15ZM18 227H16L15 228V230L18 228ZM25 227H27V229H28V226H25ZM49 227V226H48ZM47 227V228H48ZM64 227V226H63ZM84 227H83V229H82V232H84V230L86 231V229H84ZM88 227H89V225H88ZM98 227V226H97ZM100 227V226H99ZM114 227V224H113V228H115ZM129 227V226H128ZM128 227H126L127 228V230H128ZM22 228V229H21ZM21 228H18L19 230H23V226H21ZM30 228V227H29ZM32 228V227H31ZM31 228L30 229H28L29 231L31 230ZM42 229H41V231L40 230H37L36 229V231H39V232H42V231H44V230H46V226H42L41 227ZM43 228H45V229H43ZM50 228V227H49ZM86 228H87V226H86ZM91 228H92V225H91ZM90 228V229H91ZM101 228V227H100ZM155 228V227H154ZM11 229V228H10ZM14 229V228H13ZM17 229V230H18ZM63 229V228H62ZM70 229V228H69ZM88 229V228H87ZM110 230L112 229V226H111V228H109ZM108 229V230H109ZM153 229V228H152ZM13 231L12 233L14 234V233H17V234H19L20 232H17V230L16 231ZM27 230V231H28ZM48 231H50L49 229H47ZM53 230V229H52ZM52 230H51V232H52ZM67 229H65V231H66ZM73 230H70V232L69 233H71V234H69L67 231V233L65 234V235H68V237L69 236H71L69 239H67V236H65V240H66V242H65V240H64V238H62V237H60L59 236V238H62L63 239V241H64V244L61 242V240H60V242L62 243V244H60V242H59V244H58V246L61 248V249H58V246L57 247H53L52 245L50 246V244H53V243H51L49 240L53 237V236H49L48 238H50V239H48V244H49V242H50V244L47 246L46 244V246L44 245L43 247H42V243H39L40 242V240H39V238H40V233L38 234V233H36L37 235H40L39 236V238H38V246L40 247V244H41V247L40 248H38V246H37V248H36V250H42V252H43V254L44 255H46V258H48V261H49V259L51 260V262H54V261H58L59 262V264H60V262L62 263V264H70V263H72V264H74V261H76V263L78 262V263H81L84 259H85V257L86 256H88L90 253H92V252H94V250L95 249H100L103 245L101 244V247L100 248H95L94 249V247H93V245L92 244H94V243H99V240H102L101 238H103V237H100V239L97 237V236H95V237H97L99 240H97V242H95V240H93V242L94 243H90V242H87L88 240H86L84 237L88 234V232L89 231H87V232H85V235H84V233H82V232H74ZM80 230V229H79ZM89 230V229H88ZM103 229L101 228L100 229V234L102 235V236H104L105 235V233H103V231L105 230H103ZM107 230V231H108ZM114 230V229H113ZM112 230V231H113ZM116 230V229H115ZM114 230V232H116ZM118 230V231H119ZM8 231H9V229H8ZM24 231H26V229L24 230ZM23 231V232H24ZM27 231L26 232H24L23 234L25 235L26 233H27ZM28 231V232H29ZM64 231V230H63ZM73 231V232H72ZM81 231V230H80ZM106 231V232H107ZM124 231V230H123ZM125 231H126V229H125ZM11 232V231H10ZM31 232V231H30ZM29 232V233H30ZM45 232V231H44ZM91 232H92V230H91ZM91 232H89L90 233V235H91ZM105 232V231H104ZM122 232V231H121ZM5 233H7V234H5ZM31 233H33V231L31 232ZM35 233V232H34ZM47 233H50V232H47ZM47 233L45 232V235H46V237H47ZM55 231H54V236H55ZM76 233V234H75ZM87 233V234H86ZM110 234L111 233H113V232H109ZM17 234H14L15 236L17 235ZM21 235H17V236H22V232L20 233ZM28 234V233H27ZM43 235H44V233H42ZM51 233L50 234H48V235H52ZM96 234V233H95ZM2 235V236H1ZM33 235V234H32ZM42 235V236H43ZM98 236H99V233L97 234ZM100 235V236H101ZM106 235H107V233H106ZM27 235H25V237H26ZM31 236V235H30ZM41 236V237H42ZM87 236H89V235H87ZM92 236L94 237V235H93V232H92ZM108 236V235H107ZM106 236V237H107ZM28 238H29V236H27ZM26 237V238H27ZM46 237H44V240L45 239H47ZM92 237V238H93ZM105 237V236H104ZM111 236H109L108 237V239L110 238ZM13 238V239H12ZM22 238H24V237H22ZM22 238L20 239V241L21 242H23L24 240H22ZM43 238V237H42ZM55 238L56 239H58V237H56L55 236ZM54 237H53V240H52V242L54 241L55 242V239ZM89 238V237H88ZM91 238V237H90ZM97 238H95V239H97ZM107 239V238H106ZM9 240H11L10 241V243H8L9 242ZM31 240V239H30ZM30 240H26V241H30ZM104 240V239H103ZM17 241H19V240H17ZM26 241H24V242H26ZM32 241V240H31ZM33 241H35V240H33ZM42 241V240H41ZM47 241V240H46ZM57 241H56V243H57ZM36 242V241H35ZM42 242H44V243H46L45 241H42ZM102 241H100V243H101ZM104 242V241H103ZM7 243L9 244V246L7 245ZM28 242H26V244H27ZM32 243V242H31ZM97 243V244H98ZM100 243H99V245H100ZM107 243V242H106ZM106 243H103V244H105V246H107L108 245V243H107V245H106ZM22 244H25V243H21V247H22ZM35 244V243H34ZM34 244L32 243V244H29L28 243V248H30L29 250H31V248L34 246ZM16 245H18V243H16ZM95 245V244H94ZM98 245V246H99ZM25 245H23V247H24ZM56 246V245H55ZM9 247V248H8ZM26 247V246H25ZM27 248V247H26ZM27 248V249H28ZM67 249L66 251L68 252V253H65V250H63V249ZM11 249V250H12ZM21 248H19L18 250H20ZM106 249V248H105ZM5 250V251H4ZM7 250H9V251H7ZM22 250H23V248H22ZM26 250V249H25ZM25 250H23L22 252H23V254L21 253V255L23 256V255H25V253H24V251ZM48 250H50V251H48ZM55 250H57V251H55ZM8 253H7V252ZM13 251V250H12ZM14 251H13V254H15L14 253ZM35 251V250H34ZM45 251V252H44ZM98 251V250H97ZM37 252V251H36ZM39 253H41L40 251H38ZM35 253L36 255L37 254H39V253ZM11 253L12 252H10V255H11ZM34 253H32V254H34ZM96 253V251L94 252V254ZM13 254L11 255V256H13ZM27 254V253H26ZM31 254V255H32ZM34 254V255H35ZM20 255V256H21ZM29 255V256H28ZM26 257H28L26 260H19L18 259V261H17V263L18 264H35L37 261H38V259H39V255L37 256L38 258H36L35 256H31L30 254H28ZM95 255H97V254H95ZM5 256H7V258L8 259H6V257ZM19 256V255H18ZM17 256V257H18ZM21 256V257H22ZM48 256V257H47ZM25 257V258H26ZM42 257V259H46L45 258V256H44V258H43V256H41ZM50 257V258H49ZM115 257V256H114ZM114 257H112V258H114ZM11 258V259H10ZM18 258H20V257H18ZM23 258V257H22ZM25 258H23V259H25ZM108 260L110 259V258H108V257H106ZM112 258H111V260H112ZM116 258V257H115ZM10 259V260H9ZM21 259V258H20ZM23 261V262H22ZM39 261H41V260H39ZM43 261V260H42ZM41 261V262H42ZM46 261H47V259H46ZM47 261V262H48ZM107 261V260H106ZM105 260H104V262H106ZM47 262H45L44 261V263L43 264H47ZM51 262L50 263H48V264H51ZM40 263V262H39ZM77 263V264H78ZM112 263V262H111ZM115 263V262H114ZM37 264V263H36Z\"/></svg>",
	"mask_w": 264,
	"mask_h": 264
}]
</instances>
